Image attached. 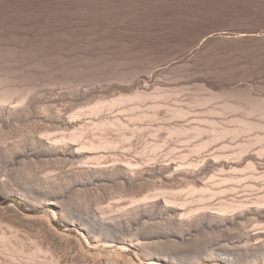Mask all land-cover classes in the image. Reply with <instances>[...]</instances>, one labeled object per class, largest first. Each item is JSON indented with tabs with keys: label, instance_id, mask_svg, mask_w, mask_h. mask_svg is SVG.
Here are the masks:
<instances>
[{
	"label": "bare ground",
	"instance_id": "obj_1",
	"mask_svg": "<svg viewBox=\"0 0 264 264\" xmlns=\"http://www.w3.org/2000/svg\"><path fill=\"white\" fill-rule=\"evenodd\" d=\"M1 1H10V2H16V1H18V0H1ZM24 1H39V2H47L48 3V9H49V11L48 12H50V10L52 11V14L53 13H56V12H58V11H60V13H59V16H64V17H67V14L66 13H69V12H71L73 9H75V8H73V6H75V5H73L74 3H82V2H90V1H95V0H24ZM103 1V0H102ZM112 1V0H111ZM114 1H116V0H114ZM119 1V0H118ZM7 2V3H8ZM19 3H21V2H19ZM36 3V2H35ZM100 3V2H99ZM84 4V3H83ZM111 4V3H110ZM118 4V3H117ZM9 5V4H8ZM10 5H11V3H10ZM14 5H15V3H14ZM25 5V4H24ZM23 5V6H24ZM43 5V4H42ZM79 5V4H78ZM82 5V4H81ZM90 5H92V4H90ZM97 5V4H96ZM12 6V5H11ZM15 6H17L18 7V5H17V3H16V5ZM20 6V5H19ZM32 6V5H31ZM41 6V5H40ZM44 6V5H43ZM72 6V7H71ZM95 6V5H94ZM93 6V7H94ZM109 6V5H108ZM6 7V6H5ZM9 7V6H8ZM8 7H7V9H8ZM13 7V6H12ZM30 7V6H29ZM4 8V7H3ZM30 8H32V7H30ZM35 8V7H34ZM46 8V7H45ZM78 8V7H77ZM82 8V7H81ZM39 9V11L41 10L40 9V7L38 8L37 7V10ZM13 10H14V7H13ZM12 10V11H13ZM18 10V9H17ZM21 10V9H20ZM34 10V9H33ZM45 10V9H44ZM81 10V9H80ZM91 10V9H90ZM99 10V9H98ZM97 10V11H98ZM10 11V10H9ZM11 11V12H12ZM30 11V10H29ZM36 11V10H35ZM86 11V10H85ZM89 11V10H88ZM93 11V10H92ZM106 11V10H105ZM109 11V10H108ZM2 12V11H1ZM17 12H19V10L17 11ZM41 12H42V10H41ZM44 12V11H43ZM98 12H100V11H98ZM8 13V12H7ZM22 13H24V11L22 12ZM26 13V12H25ZM34 13V12H33ZM37 13H39V12H37ZM88 13V12H87ZM10 14V13H9ZM12 14V13H11ZM15 14H19V13H15ZM51 14V15H52ZM80 14V13H79ZM93 14H95V13H93ZM8 15V14H7ZM24 15V14H23ZM41 15H42V13H41ZM69 15V14H68ZM1 16H3L2 14H1ZM11 16H14V15H11ZM44 16V15H43ZM78 16V15H77ZM83 16V15H82ZM81 16V17H82ZM83 17H85V16H83ZM6 19V18H5ZM22 19V18H21ZM68 19H69V17H68ZM106 19H108V18H106ZM10 20V19H9ZM43 20V19H42ZM62 20V19H61ZM64 20V19H63ZM72 20H75L74 18L72 19ZM78 20V19H77ZM84 20V19H83ZM97 20V19H96ZM105 20V19H104ZM114 20V19H113ZM112 20V21H113ZM123 20V19H122ZM39 21V20H38ZM50 21V20H49ZM76 21V20H75ZM87 21V20H86ZM89 21V20H88ZM93 21H95V20H93ZM102 21V20H101ZM54 22H55V20H54ZM74 22V21H73ZM91 22V21H90ZM108 22V21H107ZM124 22V21H123ZM27 23V22H26ZM35 23V22H34ZM33 23V24H34ZM44 23H46L45 21H44ZM52 23V22H51ZM65 23V22H64ZM75 23V22H74ZM77 23V22H76ZM89 23V22H88ZM88 23H86V24H88ZM95 23V22H94ZM103 23V22H102ZM116 23H117V21H116ZM121 23V22H120ZM15 24V23H14ZM29 24V23H28ZM31 24V23H30ZM67 24V23H66ZM79 24V23H78ZM80 24H81V21H80ZM85 24V23H84ZM99 24H101V23H99ZM127 24V23H126ZM32 25V24H31ZM42 25V24H41ZM40 25V26H41ZM65 25V24H64ZM70 25V24H69ZM73 25H75V24H73ZM77 25V24H76ZM98 25V24H97ZM109 25V24H108ZM113 25H115V24H113ZM24 26V25H23ZM22 26V27H23ZM29 26V25H28ZM42 26H44V24L42 25ZM51 26V25H50ZM56 26V25H55ZM61 26V25H60ZM62 26H63V23H62ZM78 26V25H77ZM81 26H83V25H81ZM87 26V25H86ZM105 26H107V24L105 25ZM104 26V27H105ZM7 27V26H6ZM18 27V26H17ZM17 27H15L14 29H17ZM36 27V26H35ZM39 27V26H38ZM37 27V28H38ZM75 27V26H74ZM74 27L72 28V29H74ZM80 27V26H79ZM121 27V26H120ZM32 28V27H31ZM40 28V27H39ZM43 28V27H42ZM46 28V27H45ZM48 28V27H47ZM50 28V27H49ZM52 28V27H51ZM53 28H54V26H53ZM59 27H57V29H58ZM69 29L71 28V27H68ZM77 28V27H76ZM90 28H93V27H90ZM89 28V29H90ZM110 27H107V29H109ZM115 28V27H114ZM136 28V27H135ZM5 29V28H4ZM3 29V30H4ZM22 29V28H21ZM55 29V28H54ZM53 29V30H54ZM65 29V28H64ZM66 29H67V27H66ZM71 29V30H72ZM80 29V28H79ZM82 29L83 28H81V30H80V33L82 32ZM84 29H86V27L84 28ZM88 29V28H87ZM86 29V30H87ZM100 29V28H99ZM116 29H118V28H116ZM122 29V28H121ZM139 29H141V28H139ZM13 30V29H12ZM28 30V29H27ZM41 30V29H40ZM61 30V29H60ZM60 30H57V31H59L60 32ZM63 30V29H62ZM75 30V29H74ZM96 30V29H95ZM103 30V29H102ZM112 30V29H111ZM120 30V29H119ZM122 30H124V28L122 29ZM127 30V29H126ZM5 31V30H4ZM30 31H31V29H30ZM34 31H36V30H34ZM52 31V30H51ZM55 31V30H54ZM93 31H94V29H93ZM113 32H114V30H112ZM138 31V30H137ZM7 32V31H6ZM15 32V31H14ZM13 32V33H14ZM20 32H22V31H20ZM43 32H45V30H43ZM48 32H50V31H48ZM63 31H61L60 33H62ZM69 32H70V30H69ZM91 32H92V30H91ZM121 32V31H120ZM126 32V31H125ZM128 32V31H127ZM126 32V33H127ZM133 32V31H132ZM1 33V32H0ZM25 33V32H24ZM32 33V32H31ZM60 33H56V34H60ZM64 33V32H63ZM73 33V32H72ZM88 33H90V32H88ZM10 34V33H9ZM23 34V33H22ZM35 34V33H34ZM45 34V33H44ZM46 34H47V32H46ZM54 34V33H53ZM117 34V33H116ZM8 35V34H7ZM26 35H27V33H26ZM33 35V34H32ZM42 35H43V33H42ZM41 35V36H42ZM71 35V34H70ZM83 35V34H82ZM81 35V36H82ZM90 35V34H89ZM101 35V34H100ZM109 35V34H108ZM111 35V34H110ZM113 35V34H112ZM38 36V35H37ZM37 36L35 37V39H37ZM40 36V35H39ZM44 36V35H43ZM54 36H56V35H54ZM72 36V35H71ZM77 36V35H76ZM87 36H88V34H87ZM103 36H104V33H103ZM17 37V36H16ZM34 37V36H33ZM33 37H31L32 39H33ZM73 37H75V36H73ZM24 38V37H23ZM28 38H30V37H28ZM27 38V39H28ZM63 38V37H62ZM67 38V37H66ZM86 38V37H85ZM90 38V37H89ZM16 39V38H15ZM24 39H26V38H24ZM41 39H42V37H41ZM44 39V38H43ZM47 38H45V40H46ZM87 39H88V37H87ZM115 39V38H114ZM13 40V39H12ZM20 40V39H19ZM38 40V39H37ZM48 40V39H47ZM70 40V39H69ZM113 40V39H112ZM32 41H34V39L32 40ZM44 41V40H43ZM59 41V40H58ZM68 41V40H67ZM87 41V40H86ZM89 41V40H88ZM116 41V40H115ZM118 41V40H117ZM7 42V41H6ZM31 42V41H30ZM29 42V43H30ZM52 42V41H51ZM74 42V41H73ZM77 42V41H76ZM111 42V41H110ZM114 42V41H113ZM124 42V41H123ZM10 43V42H9ZM12 43H16V42H12ZM33 43H35V42H33ZM32 43V44H33ZM86 43V42H85ZM98 43V42H97ZM114 43H116V42H114ZM133 43V42H132ZM5 44V43H4ZM24 44H26V43H24ZM36 44V43H35ZM38 44H40V42L38 43ZM46 43L44 42V45H45ZM48 44V43H47ZM55 44V43H54ZM88 44V43H87ZM22 45H23V43H22ZM31 45V44H30ZM57 45V44H56ZM115 44H113V46H114ZM122 45V44H121ZM2 46V45H1ZM13 46H16V45H13ZM24 46V45H23ZM28 45H25V48L27 47ZM64 46V45H63ZM117 46V45H116ZM4 47V46H3ZM19 47V46H18ZM38 47V46H37ZM45 47V46H44ZM53 47V46H52ZM67 47V46H66ZM96 47V46H95ZM6 47H4V49H5ZM23 48V47H22ZM28 48H29V46H28ZM27 48V49H28ZM39 48V47H38ZM42 48V47H41ZM7 49V48H6ZM57 49V48H56ZM75 49V48H74ZM9 50V49H8ZM12 50H13V48H12ZM25 50V49H24ZM31 50V49H30ZM38 50V49H37ZM44 50V49H43ZM52 50V49H51ZM73 50V49H72ZM76 50V49H75ZM3 51V50H2ZM35 51H36V49H35ZM38 51H40L41 52V50H38ZM91 51V50H90ZM93 51V50H92ZM119 51H120V47H119ZM9 52V51H8ZM14 52H16L17 53V51H14ZM14 52H12V53H14ZM23 52V51H22ZM26 51H24V53H25ZM39 52V54H43V52H41L40 53ZM52 52V51H51ZM55 52V51H54ZM60 52V51H59ZM74 52V51H73ZM76 52V51H75ZM81 52V51H80ZM86 52V51H85ZM94 52V51H93ZM117 52V51H116ZM1 53V52H0ZM5 53V52H4ZM7 53V52H6ZM29 53V52H28ZM31 53V52H30ZM44 53H45V50H44ZM48 53V52H47ZM46 53V54H47ZM69 53V52H68ZM71 53H72V51H71ZM82 53H84V52H82ZM108 53V52H107ZM118 53V52H117ZM19 54V53H18ZM22 54V53H21ZM33 54H35V53H33ZM58 54V53H57ZM60 54V53H59ZM67 54V53H66ZM80 54V53H79ZM85 54V53H84ZM88 54V53H87ZM86 54V55H87ZM1 55H3V54H1ZM0 55V56H1ZM11 55V54H10ZM64 55V54H63ZM71 55V54H70ZM90 55H91V53H90ZM17 56V55H16ZM26 56H27V53H26ZM57 56V55H56ZM66 56V55H65ZM71 56H77V55H75V54H73V55H71ZM80 56V55H79ZM93 56V55H92ZM99 56V55H98ZM107 56V55H106ZM106 56H104L103 55V58L104 57H106ZM110 56H111V54H110ZM120 56V55H119ZM2 57V56H1ZM5 57V56H4ZM7 57H8V55H7ZM15 57V56H14ZM24 57V56H23ZM62 57V56H61ZM60 57V59H63V58H61ZM85 57V56H84ZM96 57H97V54H96ZM95 57V58H96ZM128 57V56H127ZM11 58V57H10ZM21 58H22V56H21ZM44 58H46V57H43V59ZM58 58V57H57ZM56 58V59H57ZM65 58V57H64ZM73 58V57H72ZM93 58V57H92ZM108 58V57H107ZM112 58H115V57H112ZM5 59H7V58H5ZM9 59V58H8ZM23 59V58H22ZM29 59H32V58H29ZM49 59V58H48ZM59 59V60H60ZM68 59H69V57H68ZM76 59V58H75ZM82 59H84V58H82ZM85 59H86V57H85ZM89 59V58H88ZM87 59V60H88ZM91 59V58H90ZM98 59V58H97ZM105 59V58H104ZM109 59H111V58H108V60ZM118 59V58H117ZM123 59V58H122ZM121 59V60H122ZM139 59V58H138ZM142 59V58H141ZM3 60V57L0 59V61H2ZM11 60V59H10ZM17 60V59H16ZM15 60V61H16ZM19 60V59H18ZM35 60V59H34ZM40 60V59H39ZM45 60V59H44ZM55 60V59H54ZM77 60V59H76ZM96 60V59H95ZM99 60V59H98ZM101 60V59H100ZM107 60V59H106ZM129 60V59H128ZM127 60V61H128ZM130 60H132V59H130ZM134 60V59H133ZM6 60H4V62H5ZM61 61V60H60ZM67 61V60H66ZM71 61V60H70ZM90 61V60H89ZM91 61H92V59H91ZM93 61H94V59H93ZM111 61H114V59L113 60H111ZM110 61V62H111ZM13 62V61H12ZM11 62V63H12ZM31 62V61H30ZM29 62V63H30ZM42 62V61H41ZM44 62V61H43ZM64 62V61H63ZM77 62V61H76ZM80 61H78V63H79ZM82 62V61H81ZM84 62V61H83ZM96 62V61H95ZM116 62H117V60H116ZM16 63V62H15ZM14 63V64H15ZM39 63H40V61H39ZM50 63V62H49ZM49 63H47V65L49 64ZM56 63V62H55ZM54 63V65H56ZM60 63V62H59ZM65 63V62H64ZM85 63H87V62H85ZM88 63H90V62H88ZM94 63V62H93ZM92 63V66L94 65ZM99 63H102V62H98L97 64L99 65ZM109 63V62H108ZM107 63V64H108ZM120 63V62H119ZM118 63V64H119ZM124 63V62H123ZM142 63V62H141ZM3 64V63H2ZM8 64V63H7ZM10 64V63H9ZM14 64H13V67H14ZM18 64V63H17ZM21 64V63H20ZM25 64V63H24ZM34 64H35V62H34ZM42 64V63H41ZM50 64H52V63H50ZM70 64V63H69ZM73 64V63H72ZM83 64V63H82ZM96 64V65H97ZM106 64V63H105ZM112 64V63H111ZM115 64V63H114ZM117 64V63H116ZM117 64V66H118V69L117 70H119V66L120 65H118ZM132 64V63H131ZM137 64V63H136ZM136 64H135V67H136ZM145 64V63H144ZM6 64H4L3 66L1 65L0 66V68L2 67V69L4 68V66H5ZM12 65V64H11ZM46 65V64H45ZM47 65H46V69H47ZM61 65H63L62 64V62H61V64H60V66ZM75 65H77V64H75ZM84 65H87V64H84ZM91 65V64H90ZM104 65V64H103ZM103 65H101V66H103ZM109 65H110V63H109ZM113 65V64H112ZM146 65V64H145ZM8 66V65H7ZM17 66V65H16ZM23 66V65H22ZM25 66V65H24ZM31 66H32V64H31ZM31 66H29L28 65V67H31ZM44 65H42V68H44L43 67ZM48 66H50V65H48ZM53 66V65H52ZM57 66V65H56ZM59 66V65H58ZM64 66H65V64H64ZM78 66V65H77ZM89 66V65H88ZM129 66V65H128ZM141 66V65H140ZM12 67V66H11ZM18 67V66H17ZM36 67H41V66H36ZM55 67V66H54ZM67 67V66H66ZM71 67V66H70ZM76 67V66H75ZM79 67H81L80 66V64H79ZM84 67V66H83ZM82 67V71H84V68ZM98 67V66H97ZM97 67H93V68H96L97 69ZM121 67H123V65L121 66ZM137 67H139V65L137 66ZM141 67H143V66H141ZM145 67V66H144ZM8 68V67H7ZM15 68V67H14ZM38 68H37V70H38ZM42 68H41V70H42ZM53 68V67H52ZM63 68V67H62ZM73 68H74V66H73ZM100 68V67H99ZM107 68H108V65H107ZM117 68V67H116ZM123 68H126V67H123ZM128 68V67H127ZM132 68H133V66H132ZM20 69H21V67H20ZM19 69V70H20ZM26 69H27V67H26ZM29 69V68H28ZM27 69V70H28ZM31 69V68H30ZM36 68L34 67V70H35ZM49 69V68H48ZM48 69H47V72H49L48 71ZM56 69H58V68H56ZM71 69V68H70ZM75 69H78L77 67L75 68ZM74 69V70H75ZM86 69V68H85ZM89 69H90V67H89ZM88 69V70H89ZM101 69V68H100ZM105 69V68H104ZM113 69H114V67H113ZM141 69V68H140ZM8 70V69H7ZM6 70V71H7ZM12 70V69H11ZM11 70L9 69V71H7L6 73L8 74V73H10L11 72ZM37 70H35V71H37ZM79 70V69H78ZM78 70H77V72H78ZM80 70V71H81ZM106 70V69H105ZM104 70V71H105ZM112 69H110L109 71H111ZM130 70V69H129ZM2 71V70H1ZM14 71V70H13ZM23 71V70H22ZM22 71H20L18 74H20L21 75V73H22ZM31 71H33V70H31ZM53 71V70H52ZM52 71H50V72H52ZM58 71V70H57ZM79 71V73L81 74V72ZM91 71H93L92 70V68H91ZM132 71V70H131ZM136 72H137V70H135ZM144 71V70H143ZM3 72H5V69H3ZM17 72V71H16ZM28 72V71H27ZM59 72V71H58ZM70 73V72H72V70H65V73ZM76 72V71H75ZM85 72V71H84ZM87 72V71H86ZM86 72L85 73H83L82 72V74H84V75H86L87 76V74H90L91 75V73H87L86 74ZM96 72V71H95ZM100 72V71H99ZM107 72V71H106ZM117 73V71H113V73ZM127 72V71H126ZM133 72H134V70H133ZM136 72L134 73L135 75H136ZM146 72V71H145ZM6 73H4V74H2V72H0V158H3V159H6V162H8L9 164H11V165H13L14 166V164H16V163H20L21 165L25 162V161H27V165H28V162L30 161V163L31 164H33L34 163V161L36 162V161H38V162H36V163H34L35 165H36V167H38L39 166V164L38 163H40V164H42L41 162H43L44 161V163L45 162H47L48 161V163H49V161L50 162H54V161H58V162H64V163H67V162H69L71 165H75V164H77V169H75V170H72V171H70L71 170V168L69 169V170H67L68 171V175H66L67 177L66 178H68L69 180H70V182H69V180L67 181L66 179H65V175H64V173L63 172H61V174H63L64 175V181L66 180L67 182H69V184L71 183V181H72V183L71 184H73V183H75L78 187H79V189H80V192H81V190H83L84 188V190H86V188L87 187H90V186H92V185H94V186H106L107 184H109L110 182H113V183H115V184H123V185H125V187L124 186H122V189H123V187L124 188H128V189H124V190H122L121 188H119L118 189V187H117V190H120V192L121 191H125L126 192V197H124V198H131L130 200H126L125 199V202L123 203V201L121 202V203H123V204H125V205H122V204H119V198H121V196H122V194L120 195V192H119V194L117 195V193H116V197H117V199H118V201H114V203L112 204V205H114L115 204V202L117 203L116 205H114L113 207H112V205L110 206L109 205V207L106 209V208H101V206H100V208H101V210L100 209H98L99 207H97L96 206V204L94 203V205L96 206H94L95 208H97L98 209V211H97V209L95 210V211H93V210H91V208L90 207H85L84 206V201H85V198H81L82 199V201H83V203H82V201H80V203L81 204H83L82 206H81V208L80 209H77L76 208V211L74 210V208H75V206H74V204L72 205V206H74V207H72V211L74 210V212H72V211H70L71 209H69V208H71V207H69L68 208V204L70 205L71 203H73V202H69L68 203V200L70 199V198H72L71 196H70V198H69V196H67L68 198L67 199H65V200H67L66 202H67V205H66V202L64 203V201L63 200H61L60 198H62L63 199V195H64V192L65 193H67V190L68 189H66V185L64 186L65 187V191H63V193H62V190L63 189H58L61 185H62V187H63V184L65 183L66 184V182H62L63 184H61V183H58V182H56V184L58 183V184H60V186L58 187L57 186V190H60L61 192V194H59V193H57V192H59V191H57V192H55V190H54V188H56V187H54V185H56L55 184V182H54V184L52 183H50L49 181H42V180H45L46 178H47V176L44 174V176L43 177H45L44 179H42L41 181H40V179H38L40 182H35V183H37V186H35V187H30V189L29 190H26V192L28 191V193L29 194H31V196L29 195L28 196V199H27V202L26 203H28V206L30 205L33 209L34 208H43V207H46V209H47V212L49 211V213H51V214H53L52 216H57V215H59V217H60V219L62 220V221H64L65 223H68V224H72V225H74L75 227H77L80 231H82L83 232V237H85V241H86V244H87V247H90V248H93L96 252H94V253H92V255H93V257H92V255H90V253L88 252V250H86L85 249V246H84V244L83 243H81V241L79 240V239H76V238H71L70 236H68V235H66V234H58L57 233V231H56V229H55V227H54V224H53V222L49 219V216L50 215H47L46 213V215H44V216H38V217H35V218H31L30 220H29V222H31V223H33V224H36L35 226H40L43 230H45V232H47L46 234H49V235H51V237H53V240L51 239V241H53V243H54V245H53V249H55L56 247H67V248H64V250L65 249H67V251H68V248H69V250H71V251H73L74 253H75V258H76V256H77V258L79 259V261H81V262H83L84 264L85 263H89V264H102V262L101 263H99L100 262V258L101 259H104L105 261H104V263L106 262L107 264H111V263H113V264H115V263H117V264H119L118 262L119 261H122V262H125V263H127V264H134L132 261H131V259H129L128 257H127V251L128 250H130V249H134L135 251H137L136 253H138V255H141L143 258H145V259H143V260H146V264H176V263H178V259L176 258V260H177V262L174 260V256H175V254H177L178 252H177V250L176 249H178L177 247H179L180 249L179 250H182L183 249V247L182 246H184V247H186V248H188V244H190V243H192L193 241L195 242V239H200L199 241L200 242H203V240H201V238H199L198 237V235L200 234V233H206V232H208V233H206V235H205V233H204V235L205 236H207L208 234H209V232H210V234H213V233H215L216 234V232H223V235H224V233H227V232H230V231H232V232H237V233H235V234H237L236 236H237V238H236V241L235 242H237L238 244L236 245V244H234V245H236V246H234L233 245V247L231 248L232 249V253L230 252L231 251V249H230V247L228 248L227 246H228V244H227V246H226V243H225V245H223L222 246V242H223V240L225 239V238H223V240H221L220 238H218V239H220L219 241H218V239H217V242H215L214 241V245H215V247L216 248H212L211 247V245H208L207 247H209V250H210V248H212V249H217L218 247L217 246H221L219 249H220V251L221 250H223V251H225L226 249H225V247L224 246H226L227 247V250L228 249H230V251H229V253H231V256L234 258V260H236V263L237 264H240V263H242L241 261L243 260V258L244 257H248V256H250V255H252V254H254L255 253V255H252V256H250V257H252L251 258V260L253 259L254 261L255 260H258V261H256L257 263L258 262H260V263H263V261H264V193L263 194H260V195H258L256 198H254V199H252V200H224V201H217V202H215V203H217V204H212V203H207V202H209V201H207V199H212V198H214V197H216L217 195H221V194H224V193H226V191H229V189H225V187L226 186H224L225 184L227 185V183H228V185H229V183H230V185H232V183H235V184H239V183H242L243 181H249L250 182V180L252 181V182H254V181H256V180H258V181H256V182H259L260 180H262V182L264 181V166L262 165V164H264V158H263V155H264V146H262V144L264 143V100H262L261 99V97H260V99L258 98H254V97H257V96H253V98L256 100V102L254 103L253 102V98H251L250 97V99H252V102H251V100H250V102L251 103H249V104H253V105H251L250 107H249V109H245V107H243L242 108V106H240L239 104L241 103H239V100L241 99V98H239L238 100H236V98L237 97H235V100L236 101H234L235 103L238 101V103L239 104H237V105H234V106H236V108H237V106L239 105L242 109L241 110H239V111H241L242 112V110L243 111H248L249 110V112H247L248 113V115L245 113V112H243L242 113V115L240 114L241 112H239V113H237V114H239V115H241V116H243L244 115V113H245V115H247V116H243V117H245V119H249V118H247L249 115H251V116H249V117H252L253 118V116L255 117V119H259V118H257L256 116L258 115V116H260V120H256V121H254V118H253V121H250V120H252V118H250V120H245V119H241L240 120V118H241V116H240V118L237 116V119L238 120H236V118H232V119H230L228 122H226L227 120L226 119H228L229 118V116L226 118L225 116V118H223V119H225L226 121H223V123L222 122H220L219 120L220 119H218V122H220V124H218V123H216L215 122V120H212V121H210L211 120V116L214 118V116H216V115H218V113H220V112H222V109H223V112H225V114H226V112H227V110H228V108H230L229 106H230V103H228V101L230 102V99H231V94H229V93H227V94H229V97H228V99H227V97L225 96V94H223V92H222V95L219 97V92H218V97L221 99V97L222 96H225L226 97V99H227V101L226 102H224V104H223V102H222V106L224 105V106H226V107H228V108H226V107H224L223 106V108H221V111H219V112H215V111H218V110H215L216 108L217 109H219L220 107H222V106H220V104L219 105H216L218 102H221V100L219 99V98H215V97H217L216 96V94L214 95V93H212V94H210L209 93V96L211 95V98H215V100L217 99H219L220 101H212V103H216L215 105V107H213V108H215L214 109V111L211 109L210 110V108H209V104H210V106L212 105V103H210L211 102V99H203V100H201V101H198L199 100V97H198V100H195L196 102H201V104H204V106H203V108H202V106H201V108H202V110L204 109V110H206L205 109V105H206V107H208V109L209 110H207V112L209 113V111H210V114H211V116L210 115H208V116H205L204 114H206L204 111H200V110H198V108H197V110L195 109L196 107L194 106V110H196V114H195V116H197V115H199V117L197 116V119H195L194 117H192V119L194 118L195 120H193V121H195L196 122V124H197V122H198V125H196V124H192V123H190V124H187V122L185 123L184 121H185V119H186V117H188L189 115H190V113H192V105H190V103L192 104L193 103V101H192V99H197L196 97H194V95H196V94H194L193 95V98L191 99V101L192 102H190V103H185V105L186 106H191V107H189V108H191L190 109V113L188 114V112L189 111H185L186 109H188V107L185 109V108H183V106H185V105H182V103H183V101L181 102V103H178V102H176L175 103V101L174 102H172L171 104L170 103H168L167 104V102H168V99L167 98H170L171 99V97H169L170 95L169 94H171V96H174V91L173 92H171L172 90H173V88H171L170 89V87H165V85H164V83H166L167 84V80H164L165 82L163 83L162 81H160L159 79H158V81H156L157 79H155V78H153L152 76L153 75H149L148 76V73H147V76H140V74H139V76L138 75H136L137 77H135V79L134 80H132L133 79V77H132V81H130L129 82V85L127 84V85H123V83H124V81H123V83H120V84H122L123 86H121V85H118V86H116V87H113L112 89H107V90H105V89H97V88H92V87H90L89 89L87 88V89H83L84 87H85V85H87V83H88V80H87V82L85 83L84 82V80H82L83 79V77H82V84H83V88H82V84H80L81 83V81H79L80 83H78V84H80L81 85V88H82V90H81V88H80V85H78L79 87H75V86H73V84H75L74 82H73V84H71L72 86H73V90L71 89L70 91H71V93L75 90V92L74 93H70V91H68L70 94H67L68 92H67V87L70 85V83L72 82H69L70 80L65 76V75H62V77H60L59 76V78L57 79V80H55V79H53V81H56V82H51V86H53V85H56V83H57V85L60 87L61 85V89H62V87H63V85H67L68 83H69V85L67 86V87H65V89H66V94L65 93H60L59 91V93H57L54 97H52V98H50V99H48V100H43V99H41V98H38L37 96H34V95H36V93H35V89L36 88H34V89H29V90H27L26 91V87H28V88H30L31 86H34V85H31L30 84V81L28 82V80L29 79H26V81L24 82V80H22V76H21V78H9L7 75H6ZM24 73V72H23ZM30 73V72H29ZM29 73H27L28 75H30ZM39 73V72H38ZM54 73H56V72H54ZM59 73H61V72H59ZM121 73V72H120ZM138 73V72H137ZM140 73V72H139ZM25 74V73H24ZM26 74V75H27ZM34 74V73H33ZM45 74V73H44ZM72 74V73H71ZM70 74V75H71ZM78 74V73H77ZM77 74H75V76H76V78H77ZM81 74V75H82ZM109 74V73H108ZM110 74H112V72L110 73ZM118 74V73H117ZM131 74V73H130ZM9 75V74H8ZM11 75H12V73H11ZM17 75V74H16ZM32 75V74H31ZM46 75H47V73H46ZM52 75H54V74H52ZM51 74L48 76L49 77V79H50V77L52 76ZM69 75V74H68ZM83 75V76H84ZM116 75V74H115ZM120 75V74H119ZM122 75H124L123 74V72H122ZM129 75V74H128ZM128 75H126V76H128ZM134 75V76H135ZM146 75V74H145ZM15 76V75H14ZM36 76V75H35ZM35 76H34V78H35ZM38 76V75H37ZM42 76V78L44 77V75H41ZM92 76V75H91ZM101 76V74L98 76V77H100ZM107 75H105V77H106ZM110 77L112 76V75H109ZM131 76V75H130ZM17 77V76H16ZM23 77H25L24 75H23ZM30 77V76H29ZM54 77V76H53ZM53 77H51V78H53ZM85 77V76H84ZM90 77V76H89ZM96 77V76H95ZM104 77V76H103ZM109 77V78H110ZM120 77L122 78L123 76H119V78L116 76V78L117 79H120ZM25 78H27V77H25ZM30 78H32V77H30ZM38 78V77H37ZM86 78V77H85ZM108 78V77H107ZM106 78V79H107ZM108 78V79H109ZM112 78H114V76L112 77ZM111 78V79H112ZM115 78V79H116ZM124 78V77H123ZM122 78V79H123ZM128 78V77H127ZM126 78V79H127ZM33 79V78H32ZM31 79V80H32ZM36 79V78H35ZM45 79V78H44ZM73 79V78H72ZM71 79V80H72ZM88 79V78H87ZM91 79V78H90ZM92 79H97V78H93L92 77ZM102 79V78H101ZM116 79V81L118 82L119 80H117ZM129 79V78H128ZM155 79V80H154ZM37 80V79H36ZM52 80V79H51ZM69 80V81H68ZM73 80H75V79H73ZM79 80V79H78ZM98 80V79H97ZM96 80V81H97ZM105 80V79H104ZM112 80H114V79H112ZM112 80H110V82L112 83ZM22 81L24 82V83H29L30 84V86H27V84H26V87H25V84L24 83H22ZM34 80H32L31 82H33ZM41 81V80H40ZM39 81V82H40ZM76 81V80H75ZM90 82H91V80H89ZM93 81L94 80H92V82L91 83H93ZM95 81V82H96ZM100 81V80H99ZM103 81V80H102ZM116 81H113V84L116 82ZM127 81V80H126ZM37 82L38 81H36L34 84H37ZM41 82H43V80L41 81ZM45 82H46V79H45ZM42 83L43 84V86H44V84H45V86L46 85H48V84H46V83ZM77 82V81H76ZM109 82V83H110ZM120 82V81H119ZM171 81H169V83H170ZM172 82H173V80H172ZM49 83H50V81H49ZM55 83V84H54ZM91 83H89V84H91ZM100 83V82H99ZM102 83V82H101ZM108 84V85H110L111 87L113 86L112 84ZM174 83H176V82H174ZM206 83V82H205ZM28 84V85H29ZM53 84V85H52ZM94 84V83H93ZM92 84V85H93ZM104 83H102V85H103ZM115 84H117V83H115ZM125 84V83H124ZM172 84V83H171ZM251 84V83H250ZM50 85V84H49ZM47 86L48 88L50 87V86ZM56 85V86H57ZM65 85V86H66ZM76 85V84H75ZM206 85V84H205ZM208 85V84H207ZM211 85V84H210ZM236 85V84H235ZM234 85V86H235ZM245 85V84H244ZM247 85V84H246ZM253 85V84H252ZM71 86V87H72ZM88 86V85H87ZM94 87H95V84L93 85ZM98 86H99V84H98ZM106 86V85H105ZM109 86V87H110ZM115 86V85H114ZM176 86V85H175ZM178 86V85H177ZM230 86V85H229ZM47 87H43L44 89H46ZM53 87H55V86H53ZM204 87V86H203ZM208 87V86H207ZM211 87V86H210ZM214 87V86H213ZM27 88V89H28ZM37 88H38V85H37ZM40 88H42L41 86H40ZM42 88V89H43ZM68 88H70V87H68ZM86 88V87H85ZM100 88H101V86H100ZM103 88H105L104 86H103ZM107 88V87H106ZM167 88H169V90H170V92L168 93L167 92V90H165V89H167ZM176 88V87H175ZM202 88V87H201ZM206 88V87H205ZM204 88V89H205ZM244 88V87H243ZM242 88V89H243ZM255 88V87H254ZM257 88V87H256ZM39 89V88H38ZM203 89V88H202ZM241 89V88H240ZM34 90V91H33ZM37 90V89H36ZM39 90H41V89H39ZM51 90H53V89H51ZM50 90V91H51ZM57 90V89H56ZM59 90V89H58ZM69 90V89H68ZM168 90V91H169ZM175 90V89H174ZM178 88L176 89V92L178 93ZM206 90V89H205ZM204 90V91H205ZM208 90V89H207ZM228 90V89H227ZM236 90H238V89H236ZM248 90V89H247ZM255 90V89H254ZM254 90H252V94L254 93V92H256V91H254ZM31 91H33V92H31ZM42 91H44V90H42ZM46 91V90H45ZM54 91V90H53ZM210 91V90H209ZM213 91V90H212ZM233 91V90H232ZM254 91V92H253ZM258 91V90H257ZM37 93H38V90L36 91ZM65 92V91H64ZM203 92V91H202ZM201 92V93H202ZM215 92V91H214ZM220 92H221V90H220ZM235 92V91H234ZM30 93H31V95H30ZM33 93V94H32ZM46 93V92H45ZM172 93H173V95H172ZM204 94H202V96L203 95H205V94H208V91L207 92H203ZM231 93H233V92H231ZM236 93V92H235ZM239 93V92H238ZM250 93H251V89H250ZM176 94V93H175ZM226 94V95H227ZM245 94V93H244ZM244 94L242 93V95L243 96H241V97H244ZM247 94H249V92L247 93ZM45 95V94H44ZM212 95H214L215 97H213ZM231 95V96H230ZM234 95V94H233ZM236 95V94H235ZM251 95V94H250ZM249 95V96H250ZM257 95H259L258 93H257ZM261 95V94H260ZM264 95V94H263ZM263 95H262V97H263ZM43 96V95H42ZM41 96V97H42ZM177 96H179V95H177L176 94V97ZM199 96H201V95H199ZM237 96H238V94H237ZM248 96V97H249ZM40 97V96H39ZM175 97V98H176ZM204 97H208V96H204ZM225 97L223 98V99H225ZM248 97H245L246 99H244L245 101L246 100H248V102H249V98ZM203 98V97H202ZM248 98V99H247ZM167 99V101H164V100H166ZM169 99V100H170ZM172 99H173V97H172ZM177 99V98H176ZM189 99H190V97H189ZM201 99V98H200ZM212 99V100H213ZM225 99V100H226ZM232 99H233V97H232ZM232 99H231V102H233L232 101ZM175 100V99H174ZM210 100V102H208ZM234 100V99H233ZM254 100V101H255ZM166 102V104L164 103V102ZM181 101V100H180ZM190 101V100H189ZM222 101H224V100H222ZM243 102V103H245V105H246V103H247V101L246 102ZM63 102L64 103H67L66 105H69L68 103H70L71 105H81V108H78L79 106H75V107H77L78 109H81V110H78L77 111V108H75V110L73 109V111H77V112H73V111H70V109H67V110H69L70 112H67L66 113V109H63V111L64 110H66V111H64V112H62V111H58V108L56 109V107L57 106H59V104H63ZM170 102V101H169ZM186 102H188V101H186ZM195 102V103H196ZM198 103H196V105H197ZM200 103H199V105H201ZM226 104V105H225ZM231 104H233V103H231ZM242 104V103H241ZM65 105V106H66ZM170 105V106H169ZM172 105V106H171ZM182 105V107H180V106ZM198 105V106H199ZM229 105V106H228ZM248 105V104H247ZM61 106H63V105H61ZM86 107V109H85V107ZM166 106V107H165ZM232 106L233 105H231V108L230 109H233L234 108V106H233V108H232ZM249 106V105H248ZM64 107V106H63ZM70 107H72V106H70ZM82 107H84V109H82ZM166 109L167 108V112H168V116H164L163 115V117H165L164 118V122H166L168 119L170 120H168V123L170 122V124L168 125V123H167V126H163L162 125V123L163 122H160V120H159V118L162 120V118L163 117H160L159 116V110L161 111V112H164L163 110H161V109ZM200 108V106H199V109H201ZM224 108H226L225 109V111H224ZM142 109V110H141ZM143 109H144V111H143ZM185 109V110H184ZM238 109H240V108H238ZM250 109H251V111L252 112H250ZM60 110V109H59ZM62 110V109H61ZM71 110H72V108H71ZM189 110V109H188ZM236 110V111H235ZM197 111H199L200 113H198ZM229 111H231V110H229ZM166 112V111H165ZM165 112H164V114H165ZM166 112V113H167ZM194 112V111H193ZM213 113V115H212V113ZM232 112H234V113H232ZM235 112H238L237 111V109H233L230 113L232 114V116H235V115H237V114H235ZM68 113H70V114H68ZM201 113H203L202 114V118L200 119V116H201ZM215 113V114H214ZM217 113V114H216ZM251 113V114H250ZM252 113H257V115L256 114H254V115H252ZM66 114H68L67 116H66ZM161 115H162V113H160ZM222 113H220L219 115H221ZM224 113H223V115H225ZM227 114H228V112H227ZM234 114V115H233ZM166 115V114H165ZM192 115V114H191ZM223 115H221V116H223ZM192 116H194V113H193V115ZM205 116V117H204ZM210 116V117H209ZM220 116V117H221ZM166 117H168V118H166ZM190 117V116H189ZM204 117V118H203ZM207 117H209L210 119L208 120V122H207V120L205 119V118H207ZM236 117V116H235ZM174 118H176V119H174ZM177 118H178V121H180V123H182V122H184L186 125H184L183 123L182 124H173V125H171V123H173V122H171L172 120L175 122L176 120H177ZM182 118L184 119V121L182 120ZM191 118V117H190ZM198 118L200 119V121H198ZM230 118H231V116H230ZM191 119V120H192ZM203 119H205L206 120V122L203 120ZM159 120V121H158ZM181 120H182V122H181ZM197 120V121H196ZM203 120V122H205V125H207L208 127H210V128H208L207 126V128L205 127V125H204V123L203 124H201L202 121ZM222 120V119H221ZM233 120H235V122L233 121ZM240 120V121H239ZM192 121V122H193ZM217 121V120H216ZM232 122V124L231 125H233L234 123H236L237 125H233V126H231V125H229L228 124V126H226L227 124L226 123H231ZM25 123V122H27L30 126L32 125V124H34L36 127H38L37 129L39 130L38 132H40L39 134H40V136L38 135V136H36L37 134H35V136L36 137H33V134H32V136H30L29 135V133H31V132H29L27 135H29L30 137H32V138H34V139H29V140H31V141H25V144L22 146V147H19L18 148V146H17V144H15L16 146H14V144L13 145H11V146H3L2 145V142H4V145H7V144H5V140L3 141L2 139L5 137L6 138V141H8V138H11V140H13V138H15L14 136L12 137V136H8L9 134H11V135H15V134H12L11 132H13V130L14 131H19L18 129H15V127L16 126H18L19 127V123L21 124V123ZM142 122H144V124L146 123V122H149L150 124H152V123H154L153 125H155L156 124V129H155V131L150 127V129H152L154 132H156V133H154V132H152L151 134V136L152 137H156L155 135H159L160 136V133L159 132H163V131H166V133L168 134H166L165 135V137H166V139H168V137L167 136H170V138L173 136V137H175V144H176V142L178 141V140H176V139H179L180 141H181V137L183 136L184 138L182 139V143L180 142V141H178V142H180L182 145H186L183 149H182V151L185 149H187L188 148V145L190 144V142L192 143V141H194V140H196V142L199 140L200 141V143H192V144H194V146L192 145V148H189V149H187L188 151H189V154L187 153L188 151L186 150L185 152L186 153H184V152H182L181 150H179V151H175V148L177 147V144L175 145L174 144V142H173V140H172V146L169 144L171 141V139H168V141H170V142H167V140L165 139V137L163 136V133L161 134L164 138H163V140H165L166 142H164L163 140V142L166 144V143H168V146L170 145L171 147H169L167 150H168V152L166 151V156L167 157H170V159L169 160H167L166 161V163L164 164L163 162H162V164L163 165H160V163H158V164H156L157 162H156V160L155 159H153L154 161H151L152 162V164H151V162L149 161V154H151V153H153V155L151 154V156H155V155H158V156H160L161 157V155L160 154H162V152L168 147V146H166L165 147V144L163 145L162 143L160 144L161 146H159L158 144H150V142L149 143H146L147 145H149L150 144V148L148 147V149L146 148V144H145V142L144 141H146V139L144 140V138H143V132H141V130L144 128V127H146L147 125H143V123ZM159 122V123H158ZM177 122V121H176ZM189 122H190V120H189ZM225 122V123H224ZM234 122V123H233ZM31 123V124H30ZM149 123H147V124H149ZM160 123H161V125H160ZM194 123V122H193ZM139 124H142L143 126L142 127H140L141 125H139ZM219 126H218V125ZM224 124V126H222ZM226 124V125H225ZM33 125V126H34ZM166 125V124H165ZM199 125H203V127L202 126H199ZM221 125V126H220ZM23 126H24V124H23ZM23 126H21V127H23ZM31 126L32 128H34L33 130H34V132L36 131V127L34 126ZM231 126V127H230ZM28 127V126H27ZM30 127V128H31ZM25 128V127H24ZM29 128V127H28ZM27 128V129H28ZM32 128L30 129V131L32 130ZM149 127H147V129H148ZM146 129V128H145ZM146 129V130H147ZM150 129H148V130H150ZM22 130V129H21ZM145 130V131H146ZM161 130V131H160ZM143 131V130H142ZM254 131V132H253ZM256 131H257V133H256ZM20 132H22V131H20ZM57 132H58V134H57ZM61 132V133H60ZM112 132H115L116 133V135L115 136H111L109 133H112ZM159 134H158V133ZM251 132H253V133H255L256 134V137L252 134V136L251 137H253L252 139H251V137L249 136L250 135V133ZM258 132H260V133H258ZM13 133H16V132H13ZM17 133H19V132H17ZM17 133H16V135H17ZM27 133V132H26ZM26 133H24L25 135H26ZM33 133V132H32ZM115 133H113V134H115ZM141 133V135H142V137L139 135ZM249 133V134H248ZM8 134V135H7ZM55 134H57V135H55ZM110 136H109V135ZM112 134V135H113ZM145 134V133H144ZM188 134V135H187ZM248 135L247 137H248V140L249 141H247L246 140V138L244 137V139L243 140H245L244 142H242L243 140H241V142L237 145V141L240 139V137H242V135ZM5 135H7L8 136V138L5 136ZM21 135H23V134H21ZM20 135V136H21ZM206 135V136H205ZM208 135V136H207ZM241 135V136H240ZM19 136V135H18ZM145 136V135H144ZM147 136V135H146ZM145 136V137H146ZM149 136V135H148ZM150 136V137H151ZM180 136V137H179ZM202 136H205V138L207 139V140H205V139H203L202 138ZM240 136V137H239ZM3 137V138H2ZM29 137V138H30ZM151 137V138H152ZM161 137V136H160ZM173 137H172V139H173ZM179 137V138H178ZM227 137H229L230 138V140H229V138L228 139H226ZM239 137V139L236 141V139ZM255 137V138H254ZM4 138V139H5ZM16 138H17V136H16ZM24 138V137H23ZM148 139H149V137H147ZM151 138L149 139V141L151 140ZM159 137H156L155 139H158ZM191 138V139H190ZM195 138V139H194ZM199 138V139H198ZM204 140L203 142H201V140L202 139ZM231 138L233 139L232 141H233V143H232V141H231ZM236 138V139H235ZM141 139H142V141L144 142L143 143V145H144V147L142 148V147H138V149L137 148H135V147H137L136 145H138L139 144V142H141ZM155 139H153L154 141H155ZM160 139H162V138H160ZM160 139H158V140H160ZM188 139H190V140H188ZM194 139V140H193ZM223 139H225V140H223ZM10 140V141H11ZM20 141H19V143H21V142H23L24 140H25V138H24V140L22 141V138L20 137V139H19ZM27 140V139H26ZM152 140V141H153ZM158 140H156L155 141V143H159L158 142ZM188 140V141H187ZM225 141L226 142V140H227V142H228V144H230V145H232V144H234V142H235V144H234V146L233 147H231V146H228V144L226 143V145H225V143L223 144V142H221V141ZM252 140H256L254 143H253V141L251 142ZM15 141V140H14ZM151 141V143H153ZM190 141V142H189ZM219 141H220V143H222V144H219ZM257 141H260V142H257ZM263 141V143H261ZM16 142H18V140L16 141ZM148 142V141H147ZM177 142V143H178ZM218 142V145H217V148L219 149V147L220 146H222V147H220V151L219 150H216L217 148H215V152H214V148H213V143H217ZM230 142V143H229ZM7 143V142H6ZM8 143L9 144H11L9 141H8ZM179 143V145L178 146H180L181 144ZM232 143V144H231ZM252 143V147L251 148H248V147H250V144ZM22 144V143H21ZM21 144H19V145H21ZM141 144H142V142H141ZM254 144V145H253ZM173 145H175L176 147L174 148L173 147ZM191 145V144H190ZM189 145V146H190ZM210 145V146H209ZM212 145V146H211ZM215 144H214V146H216ZM220 145V146H219ZM224 145H225V147H224ZM236 145V146H235ZM256 145H259V146H257V152H259V154L258 153H256V150H253V153H252V148L254 149V148H256ZM264 145V144H263ZM139 146H140V144H139ZM210 147V148H213V152H214V154L212 155L211 154V157H210V154H209V158H208V156H207V154H205L207 157L205 158V156H204V158H202L201 157V155H200V153L203 151V149L206 151H208V149H209V151H210V148H208L207 149V147ZM219 146V147H218ZM228 146V147H227ZM254 146V147H253ZM262 146V147H261ZM165 148L164 150H163V148ZM181 147H183V146H181ZM187 147V148H186ZM191 147V146H190ZM258 147L260 148V151H258L259 149H258ZM179 148V147H178ZM221 148H223L222 150H221ZM229 149V148H231V150H233V154H232V151H230L231 152V154H229L228 152V154L226 153V151L227 150H225V149ZM235 148V149H234ZM161 149V151H159ZM251 151V152H249V150ZM148 150V151H147ZM177 150V149H176ZM234 150H236L235 152H234ZM248 150V151H247ZM151 152V151H153V152H149L148 154H146V152ZM159 152L158 154H155L154 155V153L155 152ZM206 151V152H207ZM208 151V152H209ZM212 151V150H211ZM220 153H219V152ZM223 153H222V152ZM224 151H225V153L226 154H224ZM255 151V152H254ZM131 152H135L136 153V155H135V153H134V155L136 156H134L133 157V154L131 153ZM156 152V153H157ZM176 152V153H175ZM181 152V153H180ZM218 152V153H217ZM131 153V154H130ZM191 153H192V155H191ZM195 153V154H194ZM209 153H211V152H209ZM143 154V158L144 157H146L144 154H146V155H148L147 157H148V159H147V157L145 158V161H146V159H147V161H149V162H147V163H145L144 161H142V160H144V159H141L142 157H141V155ZM197 154V156H198V158L199 157H201V160H199L198 158H194L193 157V155L195 156ZM202 154V153H201ZM203 154H204V152H203ZM202 154V155H203ZM163 155H165L164 154V152H163ZM163 155H162V158H163ZM177 155V156H176ZM232 155V157L230 158V156ZM261 155H262V157H261ZM130 156H132L133 157V159L132 158H130ZM137 156H138V159H137ZM165 156V157H166ZM190 156V157H189ZM139 157H141V158H139ZM160 157H156L155 156V158L156 159H158V161H159V159H160ZM193 157V159H191ZM107 158H108V160H110L111 161V163H109V164H107L106 162H103V161H105V159L107 160ZM165 159H167V158H165ZM164 159V160H165ZM41 161V162H40ZM103 162V163H102ZM154 162H156L155 164H153ZM159 162H161V161H159ZM43 163V164H44ZM104 163H106V164H104ZM150 163V164H149ZM24 164H26V162L24 163ZM37 164H38V166H37ZM46 164V163H45ZM69 164V165H70ZM27 165H25V166H27ZM50 165H54V164H50ZM49 165V166H50ZM59 165H60V163H59ZM73 165V166H74ZM261 165L263 166V167H261ZM12 166V167H13ZM16 166V165H15ZM17 166H18V164H17ZM20 166V165H19ZM18 166V167H19ZM23 166V165H22ZM25 166H24V168H21V169H23V174H24V170H25ZM33 166V168L35 167L34 165H32ZM32 166H30V167H32ZM44 166V165H43ZM42 165H41V168L43 167ZM46 166H47V164H46ZM11 167V168H12ZM27 167H29V165L27 166ZM26 167V168H27ZM29 167V168H30ZM35 167V168H36ZM263 169L262 171H259L261 168ZM15 168V167H14ZM13 168V169H14ZM46 168V167H45ZM45 168H43V169H45ZM72 168H74V167H72ZM244 168V169H243ZM32 169V168H31ZM54 169V168H53ZM28 169H26V171H27ZM30 170V169H29ZM41 170V169H40ZM46 170V169H45ZM48 170H50V168L48 169ZM47 170V171H48ZM61 170H62V168H61ZM18 171H20V169L18 170ZM22 171V170H21ZM35 171V170H34ZM37 171V170H36ZM38 171H39V169H38ZM64 171V170H63ZM69 171H70V174H69ZM33 171H31L30 173H32ZM43 172H44V170H43ZM50 172H51V170H50ZM20 173V172H19ZM26 173V172H25ZM28 173H29V171H28ZM26 174L27 176L29 175V174ZM35 173V172H34ZM46 173H48V174H50V176L52 177V176H54V173L53 172H51V173H49V171L48 172H46ZM38 174V173H37ZM52 174V175H51ZM56 174V173H55ZM61 174L59 175V177L61 176ZM66 174V173H65ZM16 175H19V174H16ZM16 175L14 176V177H16ZM21 175V174H20ZM25 175V176H26ZM33 174H31V175H29V179H32V176ZM34 175H36V173L34 174ZM33 175V176H34ZM41 175H42V173H41ZM26 176V177H27ZM38 175H36V177H37ZM50 176H48V178H50V181L52 182V180H51V177ZM146 176H148L147 177V179L151 176H157V177H160L162 180H163V182H162V184H166V188L165 187H162V190H164L163 188H165V190L164 191H162L161 189V193L159 194V193H157L156 194V192H154L153 194H146L144 191H145V189H142L143 187H141V185L143 186V183H144V179L146 178ZM4 176H2V178L0 179V182L3 184L4 183V180L3 179H5V178H3ZM19 176H17V178H18ZM36 177H34L32 180L34 181V179H36ZM40 177V176H39ZM156 177V178H157ZM12 178V177H11ZM38 178V177H37ZM40 178H42V177H40ZM55 178V177H54ZM205 178H207L208 180H210V181H212V184L215 186V189H213L212 188V186H210V182L209 183H207V185L206 184H199L200 182H202L203 181V179ZM14 179V178H13ZM19 179V178H18ZM25 179V178H24ZM53 179V178H52ZM146 179V180H147ZM153 179V178H152ZM198 179H200V181L198 180ZM201 179H202V181H201ZM12 180V179H11ZM26 180H28V177L26 178ZM25 180V181H26ZM46 180H48V179H46ZM56 180V179H55ZM61 180H63V179H61ZM61 180L59 181V182H61ZM145 180V181H146ZM149 180V179H148ZM161 180V181H162ZM180 180H183V181H181L182 183L185 181V182H188L187 184H190V183H192L193 185H192V187L190 188L189 186H191V184L190 185H187L186 183V186L188 187V190H187V188H186V186H185V190L188 192V194H187V196L188 197H192V195H193V197L195 196V197H197L196 199H192V201H191V198H188V199H190V201H188L187 200V198H185V199H182V197H181V199L179 200V198L176 200L175 199V197H174V195L176 196V198H177V194H174L175 192L176 193H178L175 189H174V191L175 192H173V188L171 189V188H168V186L169 187H172V186H176L175 184V182L176 181H180ZM14 181V180H13ZM22 181V180H21ZM25 181H24V184H26L25 183ZM29 181V183L31 184V180H28ZM31 181V182H30ZM53 181H54V179H53ZM58 181V180H57ZM197 182L198 181V184L197 185H195L194 184V182ZM6 182V181H5ZM8 182H10V181H7L6 183H8ZM19 182V181H18ZM27 182V181H26ZM11 184H12V182H10ZM17 183V179H16V182H15V184ZM28 183V184H29ZM32 183H34V182H32ZM34 183V184H35ZM112 183V184H113ZM148 183V182H147ZM147 183H145V185L147 184ZM175 183V184H174ZM179 183V182H178ZM251 183V182H250ZM5 184V183H4ZM9 184V183H8ZM13 184H14V182H13ZM12 184V185H13ZM30 184L29 185H27L28 187L30 186ZM69 184H67L68 185V187L69 188H71L70 186H69ZM184 184V185H185ZM209 184V185H208ZM6 185V184H5ZM12 185L10 186V184H9V186L10 187H12ZM21 185V184H20ZM114 185V184H113ZM117 185H114L115 187L117 186ZM223 185L224 186V188L222 189V187L221 186ZM249 185V187H252L253 185H250V184H248ZM247 185V186H248ZM2 187H3V185H1ZM19 186V185H18ZM147 186H148V184H147ZM161 186V185H160ZM213 186V187H214ZM217 186V187H216ZM218 186H219V189H216V188H218ZM234 186V185H233ZM5 187H7V185L5 186ZM14 187V186H13ZM22 187V186H21ZM120 187V186H119ZM181 187V186H180ZM220 187H221V189H220ZM83 188V189H82ZM147 188H149V187H147ZM177 188V190H178V187H176ZM182 188V187H181ZM229 188V187H228ZM13 189V188H12ZM20 189V188H19ZM23 189H26V188H23ZM115 190H116V188H114ZM129 189H131L132 191L133 190H135L133 193L132 192H130L129 194L127 193V191H129ZM157 189V188H156ZM230 191H232V187H230ZM6 190H8V189H6ZM16 190V189H15ZM54 190V191H53ZM70 190V189H69ZM78 190V189H77ZM83 190V191H84ZM116 190V191H117ZM127 190V191H126ZM144 190V191H143ZM149 190V189H148ZM146 191V192H148L149 193V191ZM158 190H159V188H158ZM159 190V191H160ZM17 191H18V189H17ZM82 191V192H83ZM154 191H155V189H154ZM157 191V190H156ZM180 191V190H179ZM182 191V190H181ZM180 191V192H181ZM19 192H21V191H19ZM73 192V191H72ZM118 192V191H117ZM122 192V193H123ZM180 192L178 193V194H180ZM187 192H185L184 191V194L185 193H187ZM22 193V192H21ZM69 193V192H68ZM78 193V192H77ZM131 193H132V197L130 196L131 195ZM19 194V193H18ZM70 194V193H69ZM80 194L81 193H79V194H77L78 196H79V198H80ZM124 194V193H123ZM130 196H128V195ZM181 194H182V196H183V198H184V196L186 195H183V192H181ZM28 195V194H27ZM76 195V196H77ZM190 195V196H189ZM22 196V195H21ZM24 196V195H23ZM120 196V197H119ZM81 197H83V196H81ZM94 197V196H93ZM123 197V196H122ZM207 197V198H206ZM25 198V197H24ZM66 198V197H65ZM91 198V197H90ZM89 198V199H90ZM74 199V198H73ZM73 199H71L72 201H73ZM86 199H87V197H86ZM90 200H92V198L90 199ZM115 200V199H114ZM70 201V200H69ZM89 201V200H88ZM87 200H86V202L87 203H89V205H90V202H93V200L92 201H89L88 202ZM128 203H127V202ZM76 202H78V204L80 205V203H79V201H76ZM96 202V201H95ZM210 202H212V201H210ZM87 203H85V205H87ZM97 203V202H96ZM100 203V202H99ZM77 204V203H76ZM75 204V205H76ZM101 204V203H100ZM98 205V204H97ZM29 206V207H30ZM77 207H78V205H76ZM94 207H92V208H94ZM107 207V206H106ZM6 208V207H5ZM89 208H90V210H89ZM94 208V209H95ZM2 209H4V208H2ZM36 209V210H37ZM44 209V208H43ZM7 210V209H6ZM14 210V209H13ZM12 210V211H13ZM44 210H41V212H43ZM2 212H3V210H2ZM40 212V211H39ZM45 212V211H44ZM19 213V212H18ZM17 213V211H16V213L15 214H17L16 216L19 218V220L21 219V221H23V219L25 220V218H28L27 216L25 217L23 214L22 215H20V213L18 214ZM1 216H3L2 214H0ZM13 215V214H12ZM0 216V217H1ZM11 216V215H10ZM73 217H75V219L73 218ZM157 217H160L161 218V221L160 222H164V224H162V225H164V226H161V228H156V225H155V227H154V224H158V223H153V221L157 218ZM4 218V217H3ZM6 218V217H5ZM12 218V217H11ZM16 218V217H15ZM1 219H2V217H1ZM52 219V218H51ZM163 219V220H162ZM3 220V219H2ZM7 220H8V218H7ZM4 221H6V220H4ZM13 221V220H12ZM20 221V222H21ZM6 222H8V221H6ZM5 222V223H6ZM10 222V221H9ZM15 222V221H14ZM29 222H27V223H29ZM159 222V223H160ZM162 222V223H163ZM1 223V222H0ZM5 223H2V224H0V225H4ZM22 223V222H21ZM24 224H25V222H23ZM30 223V224H31ZM9 224V223H8ZM6 225V226H8L9 227V225ZM10 224H11V222H10ZM250 224H255L256 226H258V228L255 226H253L252 228L253 229H249V227L251 226ZM5 225L4 226H2V227H4V228H7V227H5ZM13 222H12V227H13ZM159 225H161V224H159ZM250 225V226H249ZM11 226V225H10ZM22 226V225H21ZM26 226V225H25ZM27 226H28V224H27ZM26 226V227H27ZM33 226V225H32ZM158 226V225H157ZM259 226H261V227H259ZM15 227V226H14ZM14 227H13V229H14ZM18 227H19V222H18ZM74 227V228H75ZM158 227H160V226H158ZM1 228V227H0ZM34 228V227H33ZM32 228V229H33ZM144 228V229H143ZM256 228V229H255ZM8 229V228H7ZM16 229H17V227H16ZM24 229H25V227H24ZM27 229H28V227H27ZM39 229V228H38ZM38 229H36V230H38ZM162 229V230H161ZM8 230H10V228L8 229ZM29 231H30V229H28ZM132 230H140L139 231V233H136V234H132L133 232H132ZM158 230H160V231H158ZM33 230H31V232H32ZM34 231H35V229H34ZM40 231H41V229H40ZM39 231V233H42V232H40ZM137 231H135V232H137ZM215 231V232H214ZM227 231V232H226ZM213 232V233H212ZM231 232V233H232ZM1 233H2V231H1ZM36 233V232H35ZM38 233V232H37ZM38 233V234H39ZM44 233V232H43ZM37 234V235H38ZM209 234V235H210ZM218 234V233H217ZM222 234V233H221ZM234 234V235H235ZM4 236H6L5 235V233L3 234ZM1 236V234H0V241L2 242V240L4 241V239H5V237L4 236ZM43 234H40V236H42ZM208 235V236H209ZM214 235V234H213ZM227 237L228 238H230L231 237V234L230 233H227ZM229 235H230V237H229ZM39 236V235H38ZM46 236V235H45ZM45 236H43V238L42 239H44L45 238ZM203 236V235H202ZM232 236H233V234H232ZM2 237V238H1ZM7 238H9L8 236H6ZM82 237V238H83ZM197 237V238H196ZM225 237H226V235H225ZM7 238L5 239V242L6 241H8L7 240ZM37 238H41V237H37ZM36 238V239H37ZM204 238H206V237H204ZM203 237H202V239H204ZM208 238V239H207ZM206 239L207 240H205L206 241V243H205V245L206 244H208L207 243V241H209L210 239H212V237H207ZM228 238H226V240L228 241L229 239ZM235 238V237H234ZM9 239H13V238H9ZM15 239V238H14ZM36 239H35V241H36ZM233 239V238H232ZM232 239H230V240H232ZM15 240H17V239H15ZM39 240V239H38ZM41 240V239H40ZM196 240V241H197ZM238 240V241H237ZM13 241V244H15V246H13V247H18V246H16L17 244L16 243H14L15 241L14 240H12ZM19 241V240H18ZM33 241V240H32ZM46 241V240H45ZM51 241H49V242H51ZM84 241V242H85ZM199 241H197L196 242V244L197 243H199ZM204 241V242H205ZM227 241H225V242H227ZM5 242H2V243H4L3 245L5 246V244H7L8 245V243H5ZM9 242H10V240H9ZM17 242V241H16ZM21 242V246L19 245V248L18 249H16V248H14L15 249V251L13 252V257L11 256V252H12V250H14L12 247H11V250H8V249H10V247H9V245L7 246V247H9V248H5V250L6 251H8L7 253L5 252V250L2 248V250H4V251H0V254L2 253L3 254V252L4 253H6V254H8V256H11L12 258H13V261L10 259V260H8V258H7V261H12L13 262V264L16 262V261H18V259L16 258V256L18 255V258L21 260V258H22V256L23 257H25V259L24 260H21L23 263H24V261H25V263L27 264V262L26 261H28L29 263H31V261L30 260H37L36 259V257H39V255H35L34 253H37L43 246L41 245V247L37 244V241H36V245H38L39 246V248L40 249H38V251L37 252H33V251H36L37 249L36 248H38V246L36 247V245H35V249L32 251L33 252V254L32 253H29L28 252V250H30V249H28L27 250V254L29 253V254H31V256L28 254V256L26 255V256H24L23 255V252H22V256L20 255V257H19V254H21V251H20V253H19V249H20V247H22L23 248V246L25 247V244L22 242V241H20ZM19 242V243H20ZM40 243H42L43 241L41 240V241H39ZM48 242V243H49ZM211 242H213V241H211ZM229 242V241H228ZM227 242V243H228ZM233 242H234V240H233ZM233 242H232V244H233ZM234 242V243H235ZM11 243V242H10ZM39 243V244H40ZM46 243H47V241H46ZM45 243V244H46ZM220 243V244H219ZM244 244L243 246L241 245V244ZM33 244V243H32ZM49 244H51V243H49ZM162 244H168L167 246H163ZM171 244V246L173 245L174 247H175V245H177V247H175L174 249L171 247V246H169ZM193 244H195V243H193ZM193 244H191L189 247H191ZM195 244V245H196ZM209 244H210V241H209ZM212 244V243H211ZM230 244V243H229ZM231 244V245H232ZM48 245V244H47ZM46 245V246H47ZM160 245H162V246H160ZM180 245V246H179ZM199 245V244H198ZM201 245V244H200ZM205 245L203 244L202 246H204V249L206 248L205 247ZM0 246H1V243H0ZM4 246H2V247H4ZM10 246H11V244H10ZM44 247V248H49V247ZM52 246V245H51ZM51 246H50V248H51ZM197 246V245H196ZM196 246H195V248H194V246H193V248L194 249H196L197 250V248H201L202 250H203V248H202V246L200 247H198L197 246V248H196ZM213 246V245H212ZM27 247V246H26ZM25 247V248H26ZM34 247V246H33ZM171 247V248H170ZM182 247V248H181ZM1 248V247H0ZM31 249H33V248H31ZM59 249V248H58ZM57 249V250H58ZM200 249V250H201ZM1 250V249H0ZM21 250V249H20ZM24 250V248L22 249V251ZM44 249H42V251H40V252H38L39 254H40V257L43 255H45L46 256V258H47V255H48V251L49 250H46L45 249V251L46 252H44L43 251ZM50 250H52V249H50ZM186 249L184 248V250H182V252L183 251H185ZM193 250V249H192ZM199 250V249H198ZM206 250H208V249H206ZM226 250V251H227ZM10 251V252H9ZM18 252L17 253V255L16 256H14L15 254V252ZM59 251H61V250H59ZM63 251V250H62ZM66 251V252H67ZM71 251H68L69 253L71 252ZM187 251V250H186ZM190 251V250H189ZM188 251V252H189ZM214 251V250H213ZM213 251H212V253H210L209 254V256H211L212 254H213ZM219 251V250H218ZM26 252V251H25ZM31 252V251H30ZM44 253V254H41V253ZM51 252V251H50ZM53 252L55 253V250L54 251H52V254L50 253L49 255V260L50 261H53L54 260V258H53V260L51 259V257H52V255H53ZM177 252V253H176ZM181 252V251H180ZM191 252V251H190ZM204 252H205V250H204ZM215 252V251H214ZM46 253V254H45ZM60 253V252H59ZM72 253V252H71ZM135 253V254H136ZM187 253V252H186ZM185 253V254H186ZM199 253H201V251L199 252ZM209 253V252H208ZM216 253V252H215ZM228 253V254H229ZM6 254H3V255H5V257H6ZM57 254H58V252H57ZM61 254H62V252H61ZM64 254H65V252H64ZM221 254V253H220ZM3 255H0V257L2 256L3 258H4V256ZM32 255H34L35 256V258H34V256H33V258H31L32 257ZM66 255V254H65ZM65 255L63 256V258H64V260H63V262L66 264L67 263V261H66V259H67V257H65ZM71 255V254H70ZM183 255V254H182ZM208 255V254H207ZM213 255H215V254H213ZM218 255H219V253H218ZM227 255V254H226ZM30 256V257H29ZM42 256V257H43ZM44 256V257H45ZM55 256H57L56 254H55ZM60 256V255H59ZM69 256V255H68ZM217 256V255H216ZM222 256H223V254H222ZM14 257L16 258V260H14ZM31 258L30 260H28L27 258ZM54 257V256H53ZM62 257V256H61ZM72 257V256H71ZM141 257V258H142ZM184 257V256H183ZM187 257V256H186ZM204 257V256H203ZM206 257V256H205ZM213 257V256H212ZM211 257V258H212ZM219 257V256H218ZM45 258V259H46ZM58 259H60L59 257H57ZM56 258V259H57ZM188 258V257H187ZM209 258V257H208ZM227 258V257H226ZM254 258H256V259H254ZM6 259V258H5ZM23 259V258H22ZM40 259V258H39ZM37 260L36 262L37 263H39L40 264V262L41 263H45L46 261H40V260ZM43 259V258H42ZM41 259V260H42ZM54 260L52 263L54 264V262L56 261L57 263L56 264H59V262L58 261H60V260ZM68 259H69V257H68ZM74 259V258H73ZM78 259H75V260H77L78 261ZM229 259H230V257H229ZM232 259V258H231ZM230 259V260H231ZM242 259V260H241ZM245 259V258H244ZM250 259V258H249ZM186 260V259H185ZM188 260H189V258H188ZM191 260V259H190ZM233 260V259H232ZM246 260V259H245ZM251 261V263H253L254 261ZM34 261V262H35ZM40 261V262H39ZM102 261V260H101ZM184 261V260H183ZM246 261H248V260H246ZM250 261V260H249ZM1 262V261H0ZM12 262H10L11 264H12ZM19 262V261H18ZM18 262H16V264L18 263ZM22 262H20V263H22ZM33 262V264H35ZM76 262V261H75ZM81 262H79V263H81ZM115 262V263H114ZM145 262V261H144ZM180 262H181V260H180ZM9 263V264H10ZM20 263H18V264H20ZM24 263V264H25ZM36 263V264H37ZM47 263H49V262H47ZM69 263V262H68ZM73 263H74V261H73ZM105 263V264H106ZM235 263V262H234ZM247 263V262H246ZM71 264V263H70ZM78 264V263H77ZM178 264H180V263H178ZM250 264V263H249ZM254 264V263H253Z\"/></svg>",
	"mask_w": 264,
	"mask_h": 264
},
{
	"label": "rangeland",
	"instance_id": "obj_2",
	"mask_svg": "<svg viewBox=\"0 0 264 264\" xmlns=\"http://www.w3.org/2000/svg\"><path fill=\"white\" fill-rule=\"evenodd\" d=\"M8 1H1L0 0V55L1 54H3V55H1L2 57H3V60L2 61H0V66L2 65H4V64H6L5 66H4V68L3 69H5V72H3V69H2V67L0 68V72H2V74H4V73H6L7 71H9V69L11 70V72L10 73H6V75L9 77V78H21V76H22V80H24V82L26 81V79H29L28 80V82L30 81V84L31 85H34V86H31L30 88H28V87H26V84H27V86H30V84L29 83H24L23 81H22V83H24L25 84V89H26V91L27 90H29V89H34V88H36L37 90H38V93L36 92L37 90L35 89V93H36V95H34V96H37L38 98H41V99H43V100H48V99H50V98H52V97H54L57 93H59L60 91V93H65L66 94V89H67V92L68 91H70L72 88H73V86H75V87H79L78 85H80V84H82V80H84V82L86 83L87 82V80H88V83H87V85H85V87L83 86V84H82V88L85 90V89H89L90 87H92V88H99V89H105V90H107V89H112L113 87H116V86H118V85H121V86H125V85H129V82L130 81H132V80H134L135 79V77H137L136 75H138L139 76V74H140V76H147V73H148V76L151 74V75H153L152 77L153 78H155V79H157L156 81H158V79L160 80V81H162L163 83L165 82L164 80H167V84L166 83H164V85H165V87L167 86V87H170V89L171 88H173V90L171 91V92H173L174 93V96H171V94H169L170 96L169 97H171V99L170 98H167L168 99V102H167V104L168 103H172V102H174L175 101V103L176 102H178V103H181L182 101H183V103H182V105H185V103H190V102H192L193 101V103L191 104L190 103V105H192V110L194 111H192V113H190L191 111H190V109L191 108H189V107H191L190 105L189 106H183V108H187L188 107V109H184L185 111H189L188 112V114L190 113V117L188 116V117H186V119H185V121H184V119L182 118V120L186 123L187 122V124H190V123H192L193 125L194 124H196V122L195 121H193V120H195V119H197V116L199 117V115H197V116H195V112H196V110H197V108H198V110H200L201 112L202 111H206L207 112V110H209L208 109V107H206V105H205V109L206 110H202V108H203V106H204V104H201V102H196L195 100H198V97H199V100L198 101H201V100H203V99H208L209 97V99H211V102H210V100L208 101V102H210V103H212V101L214 102V101H220L221 100V102H216L215 104L216 105H219L220 104V106H222L221 104H222V102H223V104H224V102H226L227 101V99H228V97H229V94H231L230 96H231V99H232V97H233V99H232V101L233 102H231V99H230V102L228 101V103H230V108H231V105H237V104H239L240 102L242 103H240L239 105L240 106H242V108L243 107H245V109L247 110V109H249V107L251 106V105H253L255 102H256V98L258 99H260V97H261V99L262 100H264V0H116V1H114V0H95V1H90V2H80V3H74L73 5H75V6H73V8H75V9H73L71 12H69V13H66L67 14V17H64V16H59V13H60V11H58V12H56V13H53L52 14V11L50 10V12H48L49 11V9L47 8L48 7V3L47 2H39V1H24V0H18V1H16V2H8ZM19 2H21V3H19ZM100 2V3H99ZM10 3H11V5L14 7V10H13V7L10 5ZM14 3H15V5H16V3H17V5H18V7L17 6H15L14 5ZM84 3V4H83ZM111 3V4H110ZM118 3V4H117ZM9 4V5H8ZM25 4V5H24ZM44 6H43V5ZM79 4V5H78ZM82 4V5H81ZM90 4H92V5H90ZM97 4V5H96ZM20 5V6H19ZM24 5V6H23ZM32 5V6H31ZM41 5V6H40ZM95 5V6H94ZM109 5V6H108ZM6 6V7H5ZM9 6V7H8ZM32 7V8H30V7ZM94 6V7H93ZM4 7V8H3ZM7 7H8V9H7ZM35 7V8H34ZM37 7L39 8L40 7V9L42 10V12H41V10L39 11V9L37 10ZM46 7V8H45ZM72 7V6H71ZM78 7V8H77ZM82 7V8H81ZM19 10V12H17L18 10ZM21 9V10H20ZM34 9V10H33ZM45 9V10H44ZM81 9V10H80ZM91 9V10H90ZM99 9V10H98ZM10 10V11H9ZM13 10V11H12ZM30 10V11H29ZM36 10V11H35ZM86 10V11H85ZM89 10V11H88ZM93 10V11H92ZM100 11V12H98V11ZM106 10V11H105ZM109 10V11H108ZM2 11V12H1ZM12 11V12H11ZM24 11V13H22ZM44 11V12H43ZM8 12V13H7ZM26 12V13H25ZM34 12V13H33ZM37 12H39V13H37ZM88 12V13H87ZM10 13V14H9ZM12 13V14H11ZM15 13H19V14H15ZM41 13H42V15H41ZM80 13V14H79ZM93 13H95V14H93ZM1 14L3 15V16H1ZM8 14V15H7ZM24 14V15H23ZM52 14V15H51ZM69 14V15H68ZM11 15H14V16H11ZM44 15V16H43ZM78 15V16H77ZM85 16V17H83V16ZM82 16V17H81ZM68 17H69V19H68ZM6 18V19H5ZM22 18V19H21ZM75 19V20H72V19ZM106 18H108V19H106ZM10 19V20H9ZM43 19V20H42ZM62 19V20H61ZM64 19V20H63ZM78 19V20H77ZM84 19V20H83ZM97 19V20H96ZM105 19V20H104ZM114 19V20H113ZM123 19V20H122ZM39 20V21H38ZM50 20V21H49ZM54 20H55V22H54ZM87 20V21H86ZM89 20V21H88ZM93 20H95V21H93ZM102 20V21H101ZM113 20V21H112ZM44 21L46 22V23H44ZM75 23H74V22ZM80 21H81V24H80ZM91 21V22H90ZM108 21V22H107ZM116 21H117V23H116ZM124 21V22H123ZM27 22V23H26ZM35 22V23H34ZM52 22V23H51ZM65 22V23H64ZM77 22V23H76ZM89 22V23H88ZM95 22V23H94ZM103 22V23H102ZM121 22V23H120ZM15 23V24H14ZM29 23V24H28ZM32 25H31V24ZM34 23V24H33ZM62 23H63V26H62ZM67 23V24H66ZM79 23V24H78ZM85 23V24H84ZM86 23H88V24H86ZM99 23H101V24H99ZM127 23V24H126ZM44 24V26H42V25ZM65 24V25H64ZM70 24V25H69ZM73 24H75V25H73ZM78 26H77V25ZM98 24V25H97ZM107 24V26H105ZM109 24V25H108ZM113 24H115V25H113ZM24 25V26H23ZM29 25V26H28ZM41 25V26H40ZM51 25V26H50ZM56 25V26H55ZM61 25V26H60ZM81 25H83V26H81ZM87 25V26H86ZM7 26V27H6ZM18 26V27H17ZM23 26V27H22ZM36 26V27H35ZM40 28H39V27ZM53 26H54V28H53ZM75 26V27H74ZM80 26V27H79ZM105 26V27H104ZM121 26V27H120ZM15 27H17V29H14ZM32 27V28H31ZM38 27V28H37ZM43 27V28H42ZM46 27V28H45ZM48 27V28H47ZM50 27V28H49ZM52 27V28H51ZM57 27H59L58 29H57ZM66 27H67V29H66ZM68 27H71L70 29L68 28ZM74 27V29H72ZM77 27V28H76ZM86 27V29H84ZM90 27H93V28H90ZM107 27H110L109 29H107ZM115 27V28H114ZM136 27V28H135ZM5 28V29H4ZM22 28V29H21ZM65 28V29H64ZM80 28V29H79ZM81 28H83L82 29V32L80 33V30H81ZM90 28V29H89ZM100 28V29H99ZM116 28H118V29H116ZM124 28V30H122V29ZM139 28H141V29H139ZM5 31H4V30ZM13 29V30H12ZM28 29V30H27ZM30 29H31V31H30ZM41 29V30H40ZM55 31H54V30ZM61 29V30H60ZM63 29V30H62ZM72 29V30H71ZM93 29H94V31H93ZM96 29V30H95ZM103 29V30H102ZM114 30V32L112 31V30ZM120 29V30H119ZM127 29V30H126ZM34 30H36V31H34ZM43 30H45V32H43ZM52 30V31H51ZM57 30H60V32L61 31H63L62 33H60L59 31H57ZM69 30H70V32H69ZM91 30H92V32H91ZM138 30V31H137ZM7 31V32H6ZM15 31V32H14ZM20 31H22V32H20ZM48 31H50V32H48ZM121 31V32H120ZM127 33H126V32ZM133 31V32H132ZM14 32V33H13ZM25 32V33H24ZM32 32V33H31ZM46 32H47V34H46ZM73 32V33H72ZM88 32H90V33H88ZM10 33V34H9ZM23 33V34H22ZM26 33H27V35H26ZM35 33V34H34ZM42 33H43V35H42ZM45 33V34H44ZM54 33V34H53ZM56 33H60V34H56ZM103 33H104V36H103ZM117 33V34H116ZM8 34V35H7ZM33 34V35H32ZM72 36H71V35ZM83 34V35H82ZM87 34H88V36H87ZM90 34V35H89ZM101 34V35H100ZM109 34V35H108ZM111 34V35H110ZM113 34V35H112ZM38 35V36H37ZM40 35V36H39ZM42 35V36H41ZM54 35H56V36H54ZM77 35V36H76ZM82 35V36H81ZM17 36V37H16ZM34 36V37H33ZM37 36V39H35V37ZM73 36H75V37H73ZM26 38V39H24V38ZM28 37H30V38H28ZM31 37H33V39H34V41H32L33 39L31 38ZM41 37H42V39H41ZM63 37V38H62ZM67 37V38H66ZM86 37V38H85ZM87 37H88V39H87ZM90 37V38H89ZM16 38V39H15ZM28 38V39H27ZM44 38V39H43ZM45 38H47L46 40H45ZM115 38V39H114ZM13 39V40H12ZM20 39V40H19ZM70 39V40H69ZM113 39V40H112ZM44 40V41H43ZM59 40V41H58ZM68 40V41H67ZM87 40V41H86ZM89 40V41H88ZM116 40V41H115ZM118 40V41H117ZM7 41V42H6ZM31 41V42H30ZM52 41V42H51ZM74 41V42H73ZM77 41V42H76ZM111 41V42H110ZM116 42V43H114V42ZM124 41V42H123ZM10 42V43H9ZM12 42H16V43H12ZM30 42V43H29ZM33 42H35V43H33ZM40 42V44H38ZM44 42L46 43L45 45H44ZM86 42V43H85ZM98 42V43H97ZM133 42V43H132ZM5 43V44H4ZM22 43H23V45H22ZM24 43H26V44H24ZM33 43V44H32ZM48 43V44H47ZM55 43V44H54ZM88 43V44H87ZM31 44V45H30ZM57 44V45H56ZM113 44H115L114 46H113ZM122 44V45H121ZM2 45V46H1ZM13 45H16V46H13ZM25 45H28L29 46V48H28V46L25 48ZM64 45V46H63ZM117 45V46H116ZM6 47L5 49H4V47ZM19 46V47H18ZM39 48H38V47ZM45 46V47H44ZM53 46V47H52ZM67 46V47H66ZM96 46V47H95ZM23 47V48H22ZM42 47V48H41ZM119 47H120V51H119ZM12 48H13V50H12ZM28 48V49H27ZM57 48V49H56ZM76 50H75V49ZM9 49V50H8ZM25 49V50H24ZM31 49V50H30ZM35 49H36V51H35ZM41 50V52H43V54L40 52V51H38V50ZM45 50V53H44V50ZM52 49V50H51ZM73 49V50H72ZM3 50V51H2ZM91 50V51H90ZM94 52H93V51ZM9 51V52H8ZM14 51H17V53L16 52H14ZM23 51V52H22ZM24 51H26L25 53H24ZM52 51V52H51ZM55 51V52H54ZM60 51V52H59ZM71 51H72V53H71ZM74 51V52H73ZM76 51V52H75ZM81 51V52H80ZM86 51V52H85ZM118 53H117V52ZM5 52V53H4ZM7 52V53H6ZM12 52H14V53H12ZM29 52V53H28ZM31 52V53H30ZM39 52L41 53V54H39ZM48 52V53H47ZM69 52V53H68ZM82 52H84V53H82ZM108 52V53H107ZM19 53V54H18ZM22 53V54H21ZM26 53H27V56H26ZM33 53H35V54H33ZM47 53V54H46ZM58 53V54H57ZM60 53V54H59ZM67 53V54H66ZM80 53V54H79ZM88 53V54H87ZM90 53H91V55H90ZM11 54V55H10ZM64 54V55H63ZM73 55V54H75V55H77V56H71V55ZM87 54V55H86ZM96 54H97V57H96ZM110 54H111V56H110ZM7 55H8V57H7ZM17 55V56H16ZM57 55V56H56ZM66 55V56H65ZM80 55V56H79ZM93 55V56H92ZM99 55V56H98ZM103 55L104 56H106V57H104L103 58ZM120 55V56H119ZM0 56V59L2 58ZM5 56V57H4ZM15 56V57H14ZM21 56H22V58H21ZM24 56V57H23ZM62 56V57H61ZM86 57V59H85V57ZM128 56V57H127ZM11 57V58H10ZM43 57H46V58H44L43 59ZM58 57V58H57ZM60 57L61 58H63V59H60ZM65 57V58H64ZM68 57H69V59H68ZM73 57V58H72ZM93 57V58H92ZM96 57V58H95ZM111 58V59H109L108 60V58ZM112 57H115V58H112ZM5 58H7V59H5ZM9 58V59H8ZM29 58H32V59H29ZM49 58V59H48ZM57 58V59H56ZM77 60H76V59ZM82 58H84V59H82ZM89 58V59H88ZM92 59V61H91V59ZM99 60H98V59ZM118 58V59H117ZM123 58V59H122ZM139 58V59H138ZM142 58V59H141ZM11 59V60H10ZM17 59V60H16ZM19 59V60H18ZM35 59V60H34ZM40 59V60H39ZM55 59V60H54ZM61 61H60V60ZM88 59V60H87ZM93 59H94V61H93ZM96 59V60H95ZM101 59V60H100ZM107 59V60H106ZM114 59V61H111V60H113ZM122 59V60H121ZM129 59V60H128ZM130 59H132V60H130ZM134 59V60H133ZM4 60H6L5 62H4ZM16 60V61H15ZM67 60V61H66ZM71 60V61H70ZM90 60V61H89ZM116 60H117V62H116ZM128 60V61H127ZM13 61V62H12ZM31 61V62H30ZM39 61H40V63H39ZM42 61V62H41ZM44 61V62H43ZM65 63H64V62ZM77 61V62H76ZM78 61H80L79 63H78ZM82 61V62H81ZM84 61V62H83ZM96 61V62H95ZM111 61V62H110ZM12 62V63H11ZM16 62V63H15ZM30 62V63H29ZM34 62H35V64H34ZM52 63V64H50V63ZM56 62V63H55ZM60 62V63H59ZM61 62H62V64L63 65H61L60 66V64H61ZM85 62H87V63H85ZM88 62H90V63H88ZM94 62V63H93ZM98 62H102V63H99V65L97 64ZM110 63V65H109V63ZM120 62V63H119ZM124 62V63H123ZM142 62V63H141ZM3 63V64H2ZM8 63V64H7ZM10 63V64H9ZM15 63V64H14ZM18 63V64H17ZM21 63V64H20ZM25 63V64H24ZM42 63V64H41ZM47 63H49L48 65H50V66H48L47 65ZM54 63L57 65H54ZM70 63V64H69ZM73 63V64H72ZM83 63V64H82ZM92 63L94 64L93 66H92ZM106 63V64H105ZM108 63V64H107ZM113 65H112V64ZM115 63V64H114ZM118 65H120L119 66V70H117L118 69V66H117V64ZM132 63V64H131ZM137 63V64H136ZM146 65H145V64ZM12 64V65H11ZM13 64H14V67H13ZM31 64H32V66H31ZM47 65V69H48V71L49 72H47V69H46V65ZM64 64H65V66H64ZM75 64H77V65H75ZM79 64H80V66L81 67H79ZM84 64H87V65H84ZM91 64V65H90ZM97 64V65H96ZM104 64V65H103ZM135 64H136V67H135ZM8 65V66H7ZM18 67H17V66ZM23 65V66H22ZM25 65V66H24ZM28 65L29 66H31V67H28ZM41 66V67H36V66ZM42 65H44L43 67L44 68H42ZM53 65V66H52ZM59 65V66H58ZM89 65V66H88ZM101 65H103V66H101ZM107 65H108V68H107ZM123 65V67H126V68H123V67H121ZM129 65V66H128ZM139 65V67H137ZM143 66V67H141V66ZM12 66V67H11ZM55 66V67H54ZM67 66V67H66ZM71 66V67H70ZM73 66H74V68H73ZM79 69H75L76 67ZM84 66V67H83ZM98 66V67H97ZM132 66H133V68H132ZM145 66V67H144ZM8 67V68H7ZM20 67H21V69H20ZM26 67H27V69H26ZM34 67L36 68L35 70H37V68H38V70L37 71H35L34 70ZM53 67V68H52ZM63 67V68H62ZM82 67L84 68V71L86 72V74L89 72V73H91V75L90 74H87V76L86 75H84V74H82V72L83 73H85L84 71H82L81 69H82ZM89 67H90V69H89ZM93 67H97V69L96 68H93ZM101 69H100V68ZM113 67H114V69H113ZM117 67V68H116ZM128 67V68H127ZM31 68V69H30ZM41 68H42V70H41ZM56 68H58V69H56ZM71 68V69H70ZM86 68V69H85ZM91 68H92V70L93 71H91ZM106 70H105V69ZM141 68V69H140ZM8 69V70H7ZM20 69V70H19ZM75 69V70H74ZM89 69V70H88ZM110 69H112L111 71H109ZM130 69V70H129ZM2 70V71H1ZM7 70V71H6ZM14 70V71H13ZM23 70V71H22ZM31 70H33V71H31ZM53 70V71H52ZM59 72H61V73H59ZM65 70H72V72H70V73H65ZM77 70H78V72H77ZM81 70V71H80ZM105 70V71H104ZM117 71V73L115 72V73H113V71ZM132 70V71H131ZM133 70H134V72H133ZM135 70H137V72L135 71ZM144 70V71H143ZM17 71V72H16ZM20 71H22V73H21V75L20 74H18ZM28 71V72H27ZM50 71H52V72H50ZM76 71V72H75ZM79 71L81 72V74L79 73ZM96 71V72H95ZM100 71V72H99ZM107 71V72H106ZM127 71V72H126ZM146 71V72H145ZM25 74H24V73ZM30 72V73H29ZM39 72V73H38ZM54 72H56V73H54ZM112 72V74H110ZM121 72V73H120ZM122 72H123V74L124 75H122ZM136 72V75L134 74ZM140 72V73H139ZM11 73H12V75H11ZM27 73H29L30 75H28ZM34 73V74H33ZM45 73V74H44ZM46 73H47V75H46ZM72 73V74H71ZM78 73V74H77ZM109 73V74H108ZM131 73V74H130ZM17 74V75H16ZM27 74V75H26ZM32 74V75H31ZM52 75V74H54V75H52L51 77H53V78H51L50 77V79H49V75ZM69 74V75H68ZM71 74V75H70ZM75 74H77V78H76V76H75ZM101 74V76L100 77H98L99 75ZM116 74V75H115ZM121 76H123L122 78L120 77V79H117L116 78V76L119 78V76L120 75ZM129 74V75H128ZM146 74V75H145ZM5 75V74H4ZM15 75V76H14ZM23 75L25 76V77H27V78H25V77H23ZM36 75V76H35ZM38 75V76H37ZM41 75H44V77L42 78V76ZM62 75H65L69 80V82H71L70 83V85H69V83L65 86V85H63V87H62V89L57 85V83H56V85H53V86H55V87H53V86H51V82H56V81H53V79H55V80H57L58 78H59V76L60 77H62ZM86 77H84V76ZM105 75H107L106 77H105ZM109 75H112L111 77L109 76ZM126 75H128V76H126ZM131 75V76H130ZM135 75V76H134ZM150 75V76H151ZM17 76V77H16ZM32 77V78H30V77ZM34 76H35V78L37 79H35L34 78ZM90 76V77H89ZM96 76V77H95ZM104 76V77H103ZM114 76V78H112ZM38 77V78H37ZM82 77H83V79H82ZM92 77L93 78H97L96 80L95 79H92ZM109 79H108V78ZM129 79H128V78ZM132 77H133V79H132ZM46 79V82H45V79ZM57 78V79H56ZM75 79V80H73V79ZM88 78V79H87ZM91 78V79H90ZM102 78V79H101ZM107 78V79H106ZM114 79V80H112V79ZM117 80H119L118 82L116 81V79ZM127 78V79H126ZM34 80L33 82H31L32 80ZM52 79V80H51ZM72 79V80H71ZM79 79V80H78ZM82 79V80H81ZM105 79V80H104ZM132 79V80H131ZM154 79V80H155ZM43 80V82H41V81ZM89 80H91V82H92V80H94L93 81V83L95 84V87L93 86L94 84L93 83H91ZM100 80V81H99ZM103 80V81H102ZM110 80H112V83L110 82ZM124 81V83H123V81ZM127 80V81H126ZM172 80H173V82H172ZM36 81H38L37 82V84H34ZM40 81V82H39ZM49 81H50V83H49ZM79 81H81V83L79 82ZM96 81V82H95ZM113 81H116L115 83H117V84H113ZM169 81H171L170 83H169ZM46 83V84H50L49 86V88L47 87L48 85H46L45 86V84H44V86H43V84L42 83ZM73 82L76 84H73ZM100 82V83H99ZM104 83L103 85H102V83ZM113 85L112 87L110 86V85H108V84H110V83ZM174 82H176V83H174ZM206 82V83H205ZM78 83H80V84H78ZM89 83H91V84H89ZM120 83H123V85L122 84H120ZM127 83V84H126ZM131 83V82H130ZM172 83V84H171ZM251 83V84H250ZM29 84V85H28ZM55 84V83H54ZM71 84H73V86L71 85ZM93 84V85H92ZM98 84H99V86H98ZM206 84V85H205ZM208 84V85H207ZM211 84V85H210ZM236 84V85H235ZM245 84V85H244ZM247 84V85H246ZM253 84V85H252ZM37 85H38V88L39 89H41V90H39L38 88H37ZM69 85V86H68ZM106 85V86H105ZM115 85V86H114ZM176 85V86H175ZM178 85V86H177ZM230 85V86H229ZM235 85V86H234ZM40 86L43 88H45V87H47L46 89H42V88H40ZM70 87V88H68V87ZM72 86V87H71ZM100 86H101V88H100ZM103 86L105 87V88H103ZM110 86V87H109ZM204 86V87H203ZM208 86V87H207ZM211 86V87H210ZM214 86V87H213ZM34 87V88H33ZM65 87H67L66 89H65ZM74 87V88H75ZM107 87V88H106ZM176 87V88H175ZM203 89H202V88ZM206 87V88H205ZM244 87V88H243ZM255 87V88H254ZM257 87V88H256ZM28 88V89H27ZM73 88V89H74ZM80 88H81V85H80ZM82 88H81V90H82ZM178 88V93L176 92V89ZM206 90H205V89ZM241 88V89H240ZM243 88V89H242ZM51 89H53V90H51ZM57 89V90H56ZM59 89V90H58ZM69 89V90H68ZM72 89V90H73ZM175 89V90H174ZM208 89V90H207ZM228 89V90H227ZM236 89H238V90H236ZM248 89V90H247ZM250 89H251V93H250ZM255 89V90H254ZM42 90H44V91H42ZM46 90V91H45ZM51 90V91H50ZM165 90H167V92L169 93L170 92V90H169V88H167V89H165ZM169 90V91H168ZM205 90V91H204ZM210 90V91H209ZM213 90V91H212ZM220 90H221V92H220ZM233 90V91H232ZM252 90H254V91H256V92H254L253 94H252ZM258 90V91H257ZM34 91V90H33ZM33 91H31V92H33ZM59 91V92H58ZM65 91V92H64ZM207 92L208 91V94H205V95H203L202 96V94H204L203 92ZM215 91V92H214ZM236 93H235V92ZM46 92V93H45ZM75 92V90L72 92V93H74ZM170 92V93H171ZM202 92V93H201ZM218 92H219V94H218ZM222 92H223V94H225V96L227 97V99H226V97L225 96H222L221 97V99L219 98L221 95H222ZM231 92H233V93H231ZM239 92V93H238ZM249 92V94H247ZM34 93V92H33ZM32 93V94H33ZM70 93H71V91H70ZM69 92L67 93V94H70ZM71 93V94H72ZM173 93H172V95H173ZM177 95H179V96H177L176 97V94ZM209 93L210 94H212V93H214V95L217 93L218 95H219V97H218V95L216 94V96L217 97H215L214 95H212L213 97H215V98H219L218 100L216 99L215 100V98L213 99V98H211V95L209 96ZM227 93H229V94H227ZM242 93L244 94V97H241V96H243L242 95ZM257 93L259 94V95H257ZM45 94V95H44ZM194 94H196V95H194ZM227 94V95H226ZM234 94V95H233ZM236 94V95H235ZM237 94H238V96H237ZM251 94V95H250ZM261 94V95H260ZM30 95H31V93H30ZM43 95V96H42ZM193 95H194V97H196L197 99H192L193 98ZM199 95H201V96H199ZM250 95V96H249ZM262 95H263V97H262ZM40 96V97H39ZM42 96V97H41ZM204 96H208V97H204ZM237 97L236 98V100H238L239 98H241L240 100H239V103H238V101L235 103L234 101H236L235 100V97ZM249 96V97H248ZM253 96H257V97H254L253 98ZM260 96V97H259ZM172 97H173V99H172ZM177 99H176V98ZM189 97H190V99H189ZM203 97V98H202ZM225 97V99H223ZM245 97H248L249 98V102H248V100H246L247 101V103H246V105H245V103H243L245 100L244 99H246ZM250 97L251 98H253L254 100H253V104H249V103H251L252 102V99H250ZM201 98V99H200ZM244 98V99H243ZM247 98V99H248ZM167 99L166 100H164V101H167ZM170 99V100H169ZM175 99V100H174ZM191 99H192V101H191ZM213 99V100H212ZM181 100V101H180ZM190 100V101H189ZM222 100H224V101H222ZM250 100H251V102H250ZM163 101V102H164ZM170 101V102H169ZM186 101H188V102H186ZM245 101V102H246ZM198 103L197 105H196V103ZM165 104H166V102H164ZM199 103L201 104V105H199ZM231 103H233V104H231ZM67 103H64L63 102V104H59V106H57L56 107V109L58 108V111H62V112H64V111H66L67 109H70V111H73V109L75 110V108H77V107H75V106H79V105H71L70 103H68L69 105H66ZM214 103H212V105L210 106V104L208 105L209 106V108H210V110L212 109L213 111H214V109L216 108ZM249 106H248V105ZM61 105H63V106H61ZM66 105V106H65ZM182 105L180 106V107H182ZM200 106V108H201V106H202V108L201 109H199V106ZM226 105V104H225ZM237 106V108H236V106H234V108L235 109H237V111L238 112H235V114H237V113H239V112H241V111H239V110H241L242 108L240 107V106ZM70 106H72V107H70ZM170 106V105H169ZM172 106V105H171ZM194 106L196 107L195 109L196 110H194ZM224 106V105H223ZM223 106L222 107H220L219 109H215V110H218V111H215V112H219V111H221V108H223ZM227 106V105H226ZM226 106H224V107H226ZM233 106H232V108H233ZM75 107V108H74ZM85 107V106H84ZM84 107H82V109H84ZM166 107V106H165ZM213 107H215V108H213ZM71 108H72V110H71ZM78 108H81V105L78 107ZM77 108V111L78 110H81V109H78ZM226 108H228V107H226ZM226 108H224V111H225V109ZM230 108H228V110H227V112H228V114H227V112H226V114H225V112H223V109H222V112H220V113H222L221 115H223V113L225 114V115H223V116H221V115H219L220 113H218V115H216V116H214L213 115V113H212V115L214 116V118L211 116V114H210V111H209V113L207 112H205L206 114H204L205 116H208V115H210L211 116V120L210 121H212V120H215V122L216 123H218V124H220V122H222L223 123V121H226V122H228L230 119H232L233 117L234 118H236V120H238L237 119V116L239 115V114H237V115H235V116H232V114L230 113L233 109H230ZM238 108H240V109H238ZM60 109V110H59ZM62 109V110H61ZM63 109H66V110H64L63 111ZM85 109H86V107H85ZM244 109V108H243ZM142 110V109H141ZM161 110H163L164 112L166 111L167 112V108L166 109H161ZM229 110H231V111H229ZM69 110H67L66 111V113L67 112H70ZM77 111H73V112H77ZM143 111H144V109H143ZM236 111V110H235ZM164 112H161L160 110H159V116L160 117H163V115L164 116H168L167 114H168V112L166 113L165 112V114H164ZM198 113H200L199 111H197ZM243 112H245L247 115H248V113L247 112H249V110L248 111H243L242 110V112L240 113L241 115H242V113ZM250 112H252L251 111V109H250ZM160 113H162V115L160 114ZM193 113H194V116H192L193 115ZM232 113H234V112H232ZM245 113H244V115L243 116H247V115H245ZM68 114H70V113H68ZM68 114H66V116L68 115ZM192 114V115H191ZM202 114L203 113H201V116H200V119L202 118ZM215 114V113H214ZM217 114V113H216ZM251 114V113H250ZM254 114H256L257 115V113H252V115H254ZM234 115V114H233ZM241 115H239L238 117L240 118V116ZM204 116V117H205ZM209 116V117H210ZM221 116V117H220ZM227 118L228 116H229V118L228 119H226L225 117ZM230 116H231V118H230ZM243 116H241V118H240V120L242 119H245V117H243ZM249 116H251V115H249ZM247 117V118H249V119H245V120H250V118H252V117ZM192 117H196L195 119L193 118L192 119ZM203 117V118H204ZM209 117H207V118H205L206 120H207V122H208V120L210 119ZM257 118H259V119H255V117L253 116V118H254V121H256V120H260V116H256ZM164 118L165 117H163L162 118V120L159 118V120H160V122H163L162 123V125L163 126H167V123H168V120L166 121V122H164L163 120H164ZM166 118H168V117H166ZM223 118H225V119H223ZM253 118H252V120H250V121H253ZM174 119H176V118H174ZM192 119V120H191ZM200 119L198 118V121H200ZM205 119H203L205 122H206V120ZM218 119H220L219 121L220 122H218ZM222 119V120H221ZM158 120V121H159ZM182 120H181V122H182ZM189 120H190V122H189ZM203 120L201 121L202 123L201 124H203L204 123V125H205V122H203ZM217 120V121H216ZM239 120V121H240ZM170 121V120H169ZM177 121V122H176ZM175 122L172 120L171 122H173V123H171V125H173V124H184V125H186L184 122H182V123H180V121H178V118H177V120H176ZM194 123H193V122ZM197 121V120H196ZM209 121V122H210ZM234 122H235V120H233ZM206 122V123H207ZM208 122V123H209ZM231 122V121H230ZM233 122V123H234ZM143 123V125L145 126V125H147L146 127H144L142 124H139V125H141L140 127H144L142 130H141V132H143V138H144V140L146 139V141H144L145 142V144L146 143H149L150 142V144H158L159 146H161L160 144L164 141V142H166L165 140H163V138L165 137V135L167 134L166 133V131H163L162 133H163V136L161 135L162 133L161 132H159L160 133V136L158 135H155L156 137H159L158 139H160V138H162V139H160V140H158V139H155L156 137H152L151 135V133L152 132H154L155 131V129H156V124L155 125H153L154 123H152V124H150L149 122H146L145 124H144V122H142ZM147 123H149V124H147ZM159 123V122H158ZM225 123V122H224ZM23 124H24V126H23ZM31 124V123H30ZM170 124V122L168 123V125ZM217 124V125H218ZM227 124V125H226ZM225 125L226 126H228V124L229 125H231L232 124V122L231 123H226ZM235 125H237L236 123H234ZM233 124V125H234ZM19 125V127L18 126H16L15 127V129H18L19 131H14L13 130V132H19V133H17V135H16V133H13V132H11L12 134H15V135H11V134H7L8 136H14L15 138H13V140H11V138H8V136L7 135H5L7 138H8V141L11 143V144H9L8 143V141H6V138L4 139L3 137V141L5 140V144H7V145H4V142H2V145L3 146H11V145H13L14 144V146H16L15 144H17V146H18V148L19 147H22L24 144H25V141L27 142H29V141H31V140H29V139H31L32 137H30V136H32V134H33V137H36V136H40V132H38L39 130L37 129L38 127H36L34 124H32L31 126H35L36 128V131L34 132V128H32L27 122H25V123H19L18 124ZM160 125H161V123H160ZM196 125H198V122H197V124ZM233 125H231V126H233ZM234 125V126H235ZM21 126H23V127H21ZM29 128H28V127ZM33 126V127H34ZM155 128H153V127ZM199 126H202L203 127V125H199ZM207 125H205V127H206ZM219 126V125H218ZM221 126V125H220ZM222 126H224V124L222 125ZM230 126V127H231ZM25 127V128H24ZM32 128V130L30 131V129ZM147 127H149L148 129H150V127L154 130H152V129H150V130H148L147 129ZM208 127V126H207ZM206 127V128H207ZM229 127V126H228ZM28 128V129H27ZM147 130H146V129ZM208 128H210V127H208ZM22 129V130H21ZM146 130V131H145ZM20 131H22V132H20ZM152 131V132H151ZM161 131V130H160ZM27 132V133H26ZM29 132H31V133H29ZM33 132V133H32ZM254 132V131H253ZM253 132H251L250 133V137L252 136V134L256 137V134L255 133H253ZM24 133H26V135L24 134ZM29 133V135H27ZM61 133V132H60ZM113 133H115V132H112V133H109L111 136H115L116 135V133L115 134H113ZM145 133V134H144ZM154 133H156V132H154ZM158 133V132H157ZM158 133V134H159ZM166 133V134H165ZM256 133H257V131H256ZM258 133H260V132H258ZM21 134H23V135H21ZM35 134H37L36 136H35ZM57 134H58V132H57ZM57 134H55V135H57ZM108 134V135H109ZM113 134V135H112ZM249 134V133H248ZM19 135V136H18ZM21 135V136H20ZM109 135V136H110ZM141 137H142V135H141V133L139 134ZM146 137H145V136ZM149 135V136H148ZM168 135V134H167ZM188 135V134H187ZM16 136H17V138H16ZM152 138H151V137ZM184 136V135H183ZM181 137V141L179 140V139H176V140H178V141H180L181 143H182V139L184 138V137ZM206 136V135H205ZM205 136H202V138L203 139H205V140H207L206 138H205ZM208 136V135H207ZM241 136V135H240ZM239 136V137H240ZM248 135H242V137H240V139H239V137L236 139V143H237V145L241 142V140H243L244 139V137L246 138V140L247 141H249L248 140V137H247ZM20 137L22 138V141L24 140V138H25V140L23 141V142H21V143H19V139H20ZM24 137V138H23ZM30 137V138H29ZM147 137H149V139L151 138V140L149 141V139L147 138ZM168 137V139H171L170 141H168V139H166V137H165V139L167 140V142H170L169 144L171 145L175 140V137H173V139H172V137L170 138V136H167ZM180 137V136H179ZM178 137V138H179ZM254 137V138H255ZM177 138V137H176ZM201 138V139H202ZM229 137H227L226 139H228ZM253 137H251V139H252ZM27 139V140H26ZM32 139H34V138H32ZM153 139H155V141L156 140H158V142L159 143H155V141L153 140ZM191 139V138H190ZM190 139H188V140H190ZM195 139V138H194ZM193 139V140H194ZM199 139V138H198ZM201 140V142H203L204 140ZM11 140V141H10ZM15 140V141H14ZM18 140V142H16ZM153 140V141H152ZM163 140V141H162ZM172 140H173V142H172ZM187 140V141H188ZM200 140V139H199ZM197 141L196 142V140H194V141H192V143H200V141ZM223 140H225V139H223ZM221 141V142H223V144L225 143V145H226V143L228 144V142H227V140H226V142L225 141ZM229 140H230V138H229ZM233 139L231 138V141H232ZM142 141V139H141V142H142V144H141V142H139V144H140V146H139V144L138 145H136L137 147H135V148H137L138 149V147L140 148V147H144V145H143V142ZM148 141V142H147ZM151 141L153 142V143H151ZM177 141V142H178ZM191 141V140H190ZM189 141V142H190ZM245 140H243L242 142H244ZM251 141V140H250ZM253 141V143L256 141V140H252ZM251 141V142H252ZM264 141V140H263ZM263 141L261 142V143H263ZM7 142V143H6ZM27 142V143H28ZM157 142V141H156ZM163 142V143H164ZM176 142V144H177V147L175 146L176 144H175V142H174V144L175 145H173V147L175 148V151H179V150H181L182 151V149L187 145H182L180 142H178L177 143ZM257 142H260V141H257ZM162 143V144H163ZM179 143L181 144L180 146H178L179 145ZM191 142H190V146L188 145V148L187 149H189V148H192V145L194 146V144H192ZM230 143V142H229ZM232 143H233V141H232ZM231 143V144H232ZM19 144H21V145H19ZM150 144L149 145H145L146 146V148L148 149V147L150 146ZM165 144V143H164ZM163 144V145H164ZM214 144L216 145H218V142L217 143H213L212 145H213V148H214V152H215V148H217V145L216 146H214ZM219 144H222V143H220V141H219ZM234 144H235V142H234ZM234 144H232V145H230V144H228V146H231V147H233L234 146ZM264 144V143H263ZM262 144V146H264ZM142 145V146H141ZM168 146V143H166L165 144V147L166 146H168L166 149L165 148H163V152H164V154L165 155H163V152L161 151V149L159 150V151H161L162 152V154H160L159 152H155L154 153V155L155 154H160L161 155V157L160 156H158V155H155L156 157H160V159H159V161H161V162H159L158 161V159H156L155 158V156L153 157V156H151V154L153 155V153H151V152H153V151H149L151 154H149V156L148 155H146V154H148L149 152H146V154H144L146 157L148 156L149 157V161L153 158V159H155L156 160V162H154L153 164H158V163H160V165H163L162 164V162L165 164L166 163V161L167 160H169L170 159V157H167L166 156V151L168 152V148L169 147H171V146ZM211 145V146H212ZM225 145H224V147H225ZM252 143L250 144V147H248V148H251L252 146ZM254 145V144H253ZM16 146V147H17ZM181 146H183V147H181ZM210 146V145H209ZM207 147V149L208 148H210V147ZM220 146V145H219ZM218 146V147H219ZM223 146V145H222ZM222 146H220V147H222ZM227 146V147H228ZM236 146V145H235ZM257 146H259V145H256V148H252V153H253V150H256L257 149ZM261 146V147H262ZM142 147V148H143ZM179 147V148H178ZM220 147H219V149L217 148L216 150H219L220 151ZM254 147V146H253ZM260 147V148H261ZM145 148V147H144ZM150 148V147H149ZM172 148V147H171ZM213 148H210V151H209V149H208V151L209 152H211V153H209L207 150V152L203 149V151L201 152L202 154H203V152H204V154L202 155L201 153H200V155H201V157L202 158H204V156H205V158L208 156V158H209V154H210V157H211V154L213 153L214 154V152H213ZM260 148L258 147V151H260ZM177 149V150H176ZM186 149V150H187ZM223 148H221V150H222ZM235 149V148H234ZM185 149L182 151V152H184V153H186L185 151H186ZM190 150V149H189ZM212 150V151H211ZM224 150V149H223ZM225 150H227L226 151V153L228 152L229 154H231V152L230 151H232V154H233V150H231V148H227V149H225ZM230 150V151H229ZM249 150V149H248ZM247 150V151H248ZM249 150V152H251ZM148 151V150H147ZM188 151V150H187ZM218 151V152H219ZM236 150H234V152H235ZM217 152V153H218ZM222 152V151H221ZM255 152V151H254ZM132 154H133V157L136 155V153L135 152H131ZM130 153V154H131ZM134 153H135V155H134ZM176 153V152H175ZM181 153V152H180ZM188 154H189V151L187 152ZM208 153V154H207ZM216 153V152H215ZM220 153V152H219ZM223 153V152H222ZM225 153V151H224V154H226ZM227 153V154H228ZM256 153H258L259 154V152H257V150H256ZM195 154V153H194ZM205 154H207V156L205 155ZM212 154V155H213ZM162 155H163V158H162ZM191 155H192V153H191ZM143 156V154L141 155V157ZM166 156V157H165ZM177 156V155H176ZM133 157L132 156H130V158H132L133 159ZM136 157V156H135ZM141 157H139V158H141ZM146 157H142L141 159H144V160H142V161H144L145 163H147V162H149V161H147V159H148V157H147V159H146V161H145V158ZM190 157V156H189ZM193 157L194 158H198V156H197V154L194 156L193 155ZM193 157L191 158V159H193ZM201 157H199L198 159L199 160H201ZM232 157V155L230 156V158ZM261 157H262V155H261ZM151 158V159H150ZM165 158H167V159H165ZM233 158V157H232ZM263 158H264V155H263ZM137 159H138V156H137ZM151 160V161H154V160ZM165 159V160H164ZM111 160V159H110ZM110 160H108V158H107V160L105 159V161H103V162H106L107 164H109V163H111V161ZM163 160V161H162ZM150 161V162H151ZM26 162V164H24ZM22 165L20 164V163H16V164H14V166L13 165H11V164H9L8 162H6V159H3V158H0V177L2 178V176H4L3 178H5V179H3L4 180V183L7 185V187H5L6 185L3 183H1L0 182V214H2L3 216H1L2 217V219H1V217H0V224H2V223H5L6 221H8V222H6L5 224L7 225L8 223V225H9V227L8 226H6L5 224V227H7L8 229L10 228V230H8L7 228H4V227H2V226H4V225H0V234H1V236L5 233V235L6 236H8L9 238L11 237V238H13V239H9V238H7L6 236H4L5 237V239L7 238V240L8 241H6L5 242V239H4V241L2 240V242H5V243H8V245H9V247H10V249H8V250H11V247L14 249V248H16V247H13V246H15V244H13V241L12 240H14L15 242L14 243H16L17 245L16 246H18L16 249H18L19 248V245L21 246V242L20 241H22L24 244H25V247L23 246V248H24V250L22 251V247H20V249H19V253H20V251H21V254H19L17 251L14 253L15 255L14 256H16L17 255V253L19 254V257H20V255L22 256V252H23V255L24 256H28V254L29 253H32L33 254V252H37L38 251V249H40L39 248V246L41 247V245L43 246L38 252H40V251H42V249H44L43 251L44 252H46L45 251V249L46 250H49L48 251V255H47V258H46V256L44 257L43 255V257L41 256L40 257V254L37 252V253H34L35 255L37 254V255H39V257H36V259L38 258H40L39 260L40 261H43L45 258V260L44 261H46L45 263L43 262V263H41L40 261V264H53L52 262L57 258V257H59L60 259H56V260H60V261H58L59 262V264H65L64 262H63V260H64V258H63V256L65 255V257H67V259H66V261H67V263L66 264H84L83 262H81V261H79V259L77 258V256H76V258H75V253L73 252V251H71V250H69V248H68V251H71L70 253L67 251V249H65L64 250V248H67V247H56L55 249H53V245H54V243H53V241H51V239L53 240V237H51V235H49V234H46L47 232H45V230H43L40 226H35L36 224H33V223H31V222H29V220L32 218H35V217H38V216H44V215H50L49 216V219L53 222V224H54V227H55V229H56V231H57V233L58 234H66V235H68V236H70L71 238H76V239H79L80 241H81V243H83L84 244V246H85V249L86 250H88V252L90 253V255H92V253H94V252H96L93 248H90V247H87V244H86V241H85V237H83L82 235H83V232L82 231H80L77 227H75L74 225H72V224H68V223H65L64 221H62L61 219H60V217H59V215H57V216H52L53 214H51V213H49V211L47 212V209H46V207H43V208H32L30 205V207L28 206V203H26L27 202V199H28V196L30 195L31 196V194H29L28 193V191L26 192V190H29L30 189V187H35V186H37V183L38 182H40L42 179H44L45 177H43L44 176V174L47 176V178L46 179H48V180H42V181H49L51 184L53 183L54 184V182H55V184H56V182H58V183H61V184H63L64 182H66V184L64 183L63 184V187H62V185L60 186V184H56V185H54V187H56V188H54V190H55V192H57V191H59V192H57V193H59V194H61L60 192V190H57V186L59 187L58 189H63L62 190V193H63V191H65V187H66V189H68L67 190V193H65L64 192V197H63V199L62 198H60L61 200H65V199H67L68 197L67 196H69V198H70V196L72 197V198H68L69 200H68V203L69 202H73V203H71L70 205L68 204V208L69 207H71V208H69V209H71L70 211H72V207H74L75 206V208H74V210L76 211V208L77 209H80L81 208V206L84 204V206L85 207H90L91 208V210H93V211H95L97 208H95L96 206L97 207H99L98 209H100L101 210V208L103 209V208H108L109 207V205L111 206L113 203H114V201H118V199H117V197L115 196L116 195V193H117V195L119 194V192H120V190L122 189V186H124L125 187V185H123V184H115V183H113V182H110L109 184H107L106 186H94V185H92V186H90V187H87L86 188V190H84L83 188V190H81V192H80V189H79V187L75 184V183H73V184H71L72 183V181H71V183L69 184V182H70V180L68 179V178H66L67 176L66 175H68V171L67 170H69L70 168H71V170L70 171H72V170H75V169H77V164H73V165H71L69 162H67V163H64L63 161L62 162H58V161H54V162H50L49 161V163H48V161L47 162H45L46 164H47V166H46V164L44 163V161L43 162H41L42 164H40V163H38L39 164V166H38V164H37V166L38 167H36V165L34 164V163H36V162H38V161H34V163L33 164H31L30 163V161L28 162V165H29V167L30 166H32V165H34L35 167L33 168V166L32 167H27L28 165H27V161H25ZM102 162V163H103ZM44 163V164H43ZM59 163H60V165H59ZM106 163H104V164H106ZM17 164H18V166H17ZM50 164H54V165H50ZM70 164V165H69ZM148 164V163H147ZM150 164V163H149ZM151 164H152V162H151ZM16 165V166H15ZM25 165H27V166H25ZM41 165L43 166L42 168H41ZM50 165V166H49ZM159 165V164H158ZM263 166H264V164H262ZM261 165V167H263ZM13 166V167H12ZM24 166H25V170H24V174H23V169H21V168H24ZM12 167V168H11ZM15 167V168H14ZM27 167V168H26ZM46 167V168H45ZM72 167H74V168H72ZM260 167V168H261ZM14 168V169H13ZM32 168V169H31ZM43 168H45V169H43ZM50 168V170H51V172H53L54 173V176H50V174H48V173H46V172H48L49 171V173H51L50 172V170H48ZM54 168V169H53ZM61 168H62V170H61ZM20 169V171H18ZM26 169H28L27 171H26ZM30 169V170H29ZM38 169H39V171H38ZM41 169V170H40ZM244 169V168H243ZM264 169V168H263ZM262 168L259 170V171H262L263 170ZM22 170V171H21ZM35 170V171H34ZM37 170V171H36ZM43 170H44V172H43ZM48 170V171H47ZM64 170V171H63ZM28 171H29V173H28ZM31 171H33L32 173H30ZM70 171H69V174H70ZM20 172V173H19ZM26 172V173H25ZM36 173V175H38L37 177H36V175H34L35 173ZM61 172H63L64 173V175H65V179L67 180H69V182H67L66 180L64 181V175L63 174H61ZM263 172V171H262ZM29 174V175H31V174H33L31 177H32V179L34 178V177H36V179H34V181L32 180V179H29L30 177H29V175L27 176L26 174ZM38 173V174H37ZM41 173H42V175H41ZM44 173V174H43ZM56 173V174H55ZM66 173V174H65ZM16 174H19V175H16ZM21 174V175H20ZM61 174V176L59 177V175ZM16 175V177H14ZM28 177V180H31L32 182H37V183H32L31 181V184L29 183V181L28 180H26V176ZM52 175V174H51ZM17 176H19L18 178H17ZM42 177V178H40V177ZM48 176H50L51 177V180H52V182L50 181V178H48ZM12 177V178H11ZM55 177V178H54ZM147 177L148 176H146V178L144 179V183H143V186L141 185V187H143L142 189H145V193L146 194H153L154 192H156V194L157 193H161V190H162V187H165L166 186V184H162V182H163V180L160 178V177H157V176H150L148 179H147ZM157 177V178H156ZM0 178V179H1ZM14 178V179H13ZM25 178V179H24ZM54 179V181H53V179ZM153 178V179H152ZM12 179V180H11ZM16 179H17V183L15 184V182H16ZM38 179H40V181L38 180ZM56 179V180H55ZM61 179H63V180H61ZM147 179V180H146ZM203 179V178H202ZM202 179H201V181H202ZM14 180V181H13ZM22 180V181H21ZM27 182H26V181ZM58 180V181H57ZM61 180V182H59ZM146 180V181H145ZM162 180V181H161ZM199 181H200V179H198ZM7 181H10V182H12V184H13V182H14V184L12 185L10 182H8L9 184H10V186L12 185V187H10L9 186V184L8 183H6ZM19 181V182H18ZM24 181H25V183L26 184H24ZM181 181H183V180H180V181H176L174 184L176 185V186H172V187H169L168 186V188H173L172 190H173V192H175L174 191V189L179 193L181 190V192H183V195H185L184 196V198H183V196H182V194H181V192H180V194H178V193H174V194H177V198H176V196L174 195V197H175V199L177 200L178 198H179V200L181 199V197H182V199H185V198H187V200L188 201H190V199H188V198H191V201H192V199L194 198V199H196L197 197H193V195H192V197H188L187 196V194H188V192L185 190L186 188H187V190H188V187L186 186V184L188 183V182H181ZM256 181H258V180H256ZM256 181H254V182H252L251 180H250V182L247 180H245V181H243L242 183H239V184H235V183H232V185H230V183H229V185H228V183H227V185L225 184L224 186H226L225 187V189L227 190V189H229V191H226V193H224V194H221V195H217L216 197H214V198H212V199H207V201H209V202H207V203H212V204H217L219 201H224V200H252V199H254V198H256L258 195H260V194H263L264 193V181L262 182V180H260L259 182H256ZM63 182V183H62ZM148 182V183H147ZM179 182V183H178ZM210 182V183H209ZM30 184V186L28 187L27 185H29ZM117 185L116 187L113 185ZM145 183H147L148 184V186H147V184L145 185ZM164 183V182H163ZM186 183V184H185ZM193 183V182H192ZM192 183H190L191 184V186H189L190 188L192 187ZM196 183V184H195ZM207 183H209L210 184V186H212V188L213 189H215V186L212 184V181H210V180H208L207 178L205 179H203V181L202 182H200L199 184H206L207 185ZM21 184V185H20ZM67 184H69V186L71 187V188H69L68 187V185ZM185 184V185H184ZM190 184H187V185H190ZM194 184L195 185H197L198 184V181L196 182H194ZM208 184V185H209ZM248 184H250V185H253L252 187H249V185ZM1 185H3V187L1 186ZM19 185V186H18ZM35 185V186H34ZM66 185V186H65ZM161 185V186H160ZM165 185V186H164ZM234 185V186H233ZM248 185V186H247ZM14 186V187H13ZM22 186V187H21ZM65 186V187H64ZM120 186V187H119ZM182 188H181V187ZM185 186H186V188H185ZM214 186V187H213ZM221 186V185H220ZM223 186V185H222ZM221 186V187H222ZM224 186L222 187V189L224 188ZM117 187H118V189L119 188H121L120 190H117ZM123 187V189L122 190H124V189H128V188H124ZM145 187V188H144ZM147 187H149V188H147ZM176 187H178V190H177V188ZM217 187V186H216ZM221 187H220V189H221ZM229 187V188H228ZM230 187H232V191H230L231 189H230ZM13 188V189H12ZM20 188V189H19ZM23 188H26V189H23ZM114 188H116V190L118 191H116ZM157 188V189H156ZM158 188H159V190H158ZM166 188V187H165ZM165 188H163L164 190H165ZM6 189H8V190H6ZM16 189V190H15ZM17 189H18V191H17ZM70 189V190H69ZM78 189V190H77ZM149 189V190H148ZM154 189H155V191H154ZM216 189H219V186H218V188H216ZM53 190V191H54ZM149 191V193L148 192H146V191ZM157 190V191H156ZM164 190H162V191H164ZM180 190V191H179ZM19 191H21V192H19ZM73 191V192H72ZM83 191V192H82ZM127 191V190H126ZM135 190H131V189H129V191H127V193L129 194L130 192H134ZM184 191L185 192H187V193H185L184 194ZM70 194H69V193ZM78 192V193H77ZM116 192V193H115ZM123 191H121L120 192V195L122 194V196H121V198H119V204H122V205H125V204H123L124 202H125V199L127 200H130L129 198H124V197H126V192L124 191L123 193H122ZM19 193V194H18ZM79 193H81L80 194V198H79V196L77 195V194H79ZM132 193H131V197H132ZM135 193V192H134ZM133 193V194H134ZM159 193V194H160ZM28 194V195H27ZM127 194V195H128ZM22 195V196H21ZM24 195V196H23ZM77 195V196H76ZM81 196H83V197H81ZM94 196V197H93ZM129 196V195H128ZM129 196V197H130ZM181 196V197H180ZM190 196V195H189ZM25 197V198H24ZM66 197V198H65ZM86 197H87V199H86ZM92 198V200H93V202H90V205H89V203H87L86 202V200L88 201H92V200H90L91 198ZM120 197V196H119ZM27 198V199H26ZM74 198V199H73ZM81 198H85V201H84V203H83V201H82V199ZM90 198V199H89ZM207 198V197H206ZM71 199H73V201L71 200ZM115 199V200H114ZM67 200H65L64 201V203L66 202ZM76 201H79V203H80V201H82V203L83 204H81L80 203V205L78 204V202H76ZM88 201V202H89ZM97 203H96V202ZM123 201V203H121V202ZM210 201H212V202H210ZM218 201V202H217ZM101 204H100V203ZM127 202V201H126ZM215 202H217V203H215ZM77 203V204H76ZM85 203H87V205H85ZM94 203L96 204V206L94 205ZM118 203V202H117ZM116 202H115V204L114 205H116L117 204ZM128 203V202H127ZM74 204V206H72ZM78 205V207L76 206V205ZM98 204V205H97ZM66 205H67V202H66ZM101 206V208H100V206ZM114 205H112V207L114 206ZM95 206V207H94ZM107 206V207H106ZM6 207V208H5ZM83 207V206H82ZM92 207H94V208H92ZM2 208H4V209H2ZM90 208H89V210H90ZM7 209V210H6ZM14 209V210H13ZM37 209V210H36ZM98 209H97V211H98ZM2 210H3V212H2ZM13 210V211H12ZM41 210H44L43 212H41ZM74 210L72 211V212H74ZM99 210V211H100ZM16 211H17V213L19 212L20 213V215H24L25 217L27 216L28 218H25V220L23 219V221H21V219L19 220V218L16 216L17 214H15L16 213ZM40 211V212H39ZM98 211V212H99ZM18 213V214H19ZM46 213V214H45ZM13 214V215H12ZM11 215V216H10ZM4 217V218H3ZM6 217V218H5ZM12 217V218H11ZM16 217V218H15ZM7 218H8V220H7ZM52 218V219H51ZM74 219H75V217H73ZM4 220H6V221H4ZM13 220V221H12ZM163 220V219H162ZM11 222V224H10V222ZM15 221V222H14ZM22 223H21V222ZM161 221V218L160 217H157L154 221H153V223H158V224H154V227H155V225H156V228H161V226H164V225H162V224H164V222L162 223V222H160ZM12 222H13V227H14V229H13V227H12ZM18 222H19V227H18ZM23 222H25V224L23 223ZM27 222H29V223H27ZM160 222V223H159ZM31 223V224H30ZM27 224H28V226H27ZM159 224H161V225H159ZM11 225V226H10ZM22 225V226H21ZM28 227V229H30V231L27 229V227ZM33 225V226H32ZM160 226V227H158V226ZM251 225V226H250ZM249 226V229H253L252 227L254 226H256L255 224H250ZM16 227H17V229H16ZM24 227H25V229H24ZM34 227V228H33ZM75 227V228H74ZM257 228H258V226H256ZM259 227H261V226H259ZM33 228V229H32ZM39 228V229H38ZM34 229H35V231H34ZM36 229H38V230H36ZM40 229H41V231H40ZM144 229V228H143ZM256 229V228H255ZM31 230H33L32 232H31ZM162 230V229H161ZM1 231H2V233H1ZM39 231L40 232H42V233H39ZM135 231H137V230H135ZM134 230H132V234H136V233H139V231L140 230H138L137 232H135ZM158 231H160V230H158ZM36 232V233H35ZM39 234H38V233ZM44 232V233H43ZM215 232V231H214ZM227 232V231H226ZM232 231H230V232H227V233H230L231 234V237H230V235H229V237L230 238H228L227 236V233H224V235H223V232H216V234L215 233H213V234H210V232H209V236L207 235V236H205L206 235V233H208V232H204L205 233V235H204V233H200L199 235H198V237L199 238H201V240H203V242H200L199 240L200 239H195V242L193 241L192 243H190V244H188L187 246H188V248H186V247H184V246H182L183 247V249L182 250H184V248L187 250H185V251H183L182 252V250H179L180 248L179 247H177V245H175V247H177L178 249H176L173 245V247L171 246V244L169 245V246H171L173 249L175 248L176 250H177V254H175V256H174V260L177 262V260H176V258L178 259V263H180V264H237L236 263V260H234V258L231 256V253H232V247H233V245L234 244H238L237 242H235L236 241V238H237V234H235V233H237V232H232ZM218 233V234H217ZM222 233V234H221ZM39 236H38V235ZM40 234H43L42 236H40ZM232 234H233V236H232ZM235 234V235H234ZM46 235V236H45ZM225 235H226V237H225ZM237 235V236H236ZM43 236H45V238L44 239H42L43 238ZM37 237H41V238H37ZM83 237V238H82ZM202 237L204 238V237H212V239H210L209 241H210V244H209V241H207V243L208 244H206L205 245V243H206V241L205 240H207L206 238H204V239H202ZM225 238L224 240H223V238ZM235 237V238H234ZM2 238V237H1ZM17 239V240H15V239ZM37 238V239H36ZM197 238V237H196ZM218 238H220L221 240H223V242L221 243L222 244V246L223 245H225V243H226V246H227V244H228V248L230 247V249H231V251H230V249H228L227 250V247L226 246H224L225 247V249L227 250H225V251H223V250H221L220 251V247L219 246H217L218 248L217 249H212V248H216L215 247V243H214V241L215 242H217V239ZM226 238H228L229 240V242L226 240ZM233 238V239H232ZM35 239H36V241H37V244L39 245H36L35 243H36V241H35ZM39 239V240H38ZM43 241L42 243H40L39 241H41V240ZM220 239H218V241L220 240ZM230 239H232V240H230ZM238 239V238H237ZM1 240V239H0ZM9 240H10V242H9ZM19 240V241H18ZM33 240V241H32ZM47 241V243H46V241ZM199 241V243H197L196 244V242L197 241ZM233 240H234V242H233ZM17 241V242H16ZM49 241H51V242H49ZM85 241V242H84ZM205 241V242H204ZM211 241H213V242H211ZM225 241H227V242H225ZM238 241V240H237ZM1 241H0V243H1V252L2 251H4L5 250V248L7 249V248H9V247H7L8 245L7 244H5V246L3 245L4 243H2ZM20 242V243H19ZM51 243V244H49V243ZM232 242H233V244H232ZM33 243V244H32ZM40 243V244H39ZM46 243V244H45ZM193 243H195L198 247L200 246H202L203 244L205 245V249H204V246H202V248H203V250L201 249V248H197V246L195 245V244H193ZM212 243V244H211ZM214 243V244H213ZM230 243V244H229ZM10 244H11V246H10ZM48 244V245H47ZM191 244H193L191 247H189ZM199 244V245H198ZM201 244V245H200ZM220 244V243H219ZM232 244V245H231ZM35 245H36V247L38 246V248H36L37 250L36 251H33L34 249H35ZM47 245V246H46ZM52 245V246H51ZM163 246H167L166 244L164 245V244H162ZM162 245H160V246H162ZM208 245H211V247L212 248H210V250H209V247H207ZM213 245V246H212ZM236 245H234V246H236ZM242 246L244 245L243 243L241 244ZM2 246H4V247H2ZM34 246V247H33ZM49 247V248H44V247ZM50 246H51V248H50ZM180 246V245H179ZM193 246H194V248H195V246H196V248H197V250L196 249H194L193 248ZM170 247V248H171ZM181 247V248H182ZM2 248L4 249V250H2ZM31 248H33V249H31ZM59 248V249H58ZM234 248V247H233ZM28 249H30V250H28ZM50 249H52V250H50ZM58 249V250H57ZM193 249V250H192ZM199 249V250H198ZM201 249V250H200ZM206 249H208V250H206ZM27 250H28V254H27ZM55 250V253L53 252V255H52V257H51V259L53 260V258H54V260L53 261H50L49 260V254L51 253L52 254V251H54ZM59 250H61V251H59ZM63 250V251H62ZM191 252H190V251ZM204 250H205V252H204ZM216 252H214V251ZM219 250V251H218ZM15 251V249L14 250H12V252H11V256L13 257V252ZM26 251V252H25ZM31 251V252H30ZM33 251V252H32ZM51 251V252H50ZM67 251V252H66ZM94 251V252H93ZM181 251V252H180ZM189 251V252H188ZM201 251V253H199ZM212 251H213V254H215V255H211V256H209V254L210 253H212ZM229 251L231 252V253H229ZM5 252L7 253L8 251H6L5 250ZM10 252V251H9ZM57 252H58V254H57ZM60 252V253H59ZM61 252H62V254H61ZM64 252H65V254H64ZM137 251H135L134 249H130V250H128L127 251V257L129 258V259H131V261L134 263V264H146V260H143V259H145V258H143L141 255H138V253H136ZM187 252V253H186ZM209 252V253H208ZM6 253H4L3 252V254H6ZM26 255H25V254ZM136 253V254H135ZM186 253V254H185ZM218 253H219V255H218ZM221 253V254H220ZM229 253V254H228ZM2 253L0 254V255H3ZM9 254V253H8ZM8 254H6V257H5V255H3L4 256V258L1 256L0 257V264H9L10 262H12L13 261V258L11 257V256H8ZM41 254H44L43 252L41 253ZM46 254V253H45ZM55 254L57 255V256H55ZM71 254V255H70ZM95 254V253H94ZM93 254V255H94ZM183 254V255H182ZM208 254V255H207ZM222 254H223V256H222ZM227 254V255H226ZM10 255V254H9ZM30 256H31V254H29ZM36 255V256H37ZM60 255V256H59ZM69 255V256H68ZM93 255H92V257H93ZM217 255V256H216ZM252 255H255V253L254 254H252ZM252 255H250V256H252ZM12 260V261H7V258L8 257ZM29 256V257H30ZM33 256L34 255H32V257L31 258H33ZM54 256V257H53ZM62 256V257H61ZM72 256V257H71ZM184 256V257H183ZM189 258V260H188V258ZM204 256V257H203ZM206 256V257H205ZM213 256V257H212ZM219 256V257H218ZM250 256H248V257H244L246 260H248V261H246L244 258H243V260L241 261L242 263H240V264H264V261H263V263H260V262H256V261H258V260H253L254 262L253 263H251V258L252 257H250ZM68 257H69V259H68ZM142 257V258H141ZM209 257V258H208ZM212 257V258H211ZM227 257V258H226ZM229 257H230V259H229ZM6 258V259H5ZM8 258V260H10ZM16 258L18 259V261H16V262H18V263H20V262H22L21 260H24L25 259V257H23L22 256V258H21V260L18 258V255L16 256ZM16 258L14 257V260H16ZM27 258V257H26ZM30 258V259H31ZM34 258H35V256H34ZM33 258V259H34ZM43 258V259H42ZM74 258V259H73ZM250 258V259H249ZM28 260H30L29 258H27ZM37 259V260H38ZM42 259V260H41ZM75 259H78V261L77 260H75ZM105 259V258H104ZM104 259H99L100 260V262L99 263H101L102 262V264H105L104 263ZM186 259V260H185ZM191 259V260H190ZM254 259H256V258H254ZM36 260V261H37ZM102 260V261H101ZM180 260H181V262H180ZM184 260V261H183ZM250 260V261H249ZM31 261V263H29L28 261H26L27 262V264H33V262L35 261H33V260H30ZM35 261V262H36ZM73 261H74V263H73ZM76 261V262H75ZM145 261V262H144ZM14 262V261H13ZM13 262H12V264H13ZM16 262L14 263V264H16ZM34 262V263H35ZM38 262V261H37ZM36 262V263H37ZM47 262H49V263H47ZM69 262V263H68ZM79 262H81V263H79ZM235 262V263H234ZM247 262V263H246ZM17 263V264H18ZM24 263H25V261H24ZM23 262L22 263H20V264H24ZM35 263V264H36ZM57 262L55 261L54 262V264H56ZM115 263V262H114ZM119 264H127V263H125V262H122V261H119L118 262ZM178 263H176V264H178ZM11 264V263H10ZM26 264V263H25ZM37 264H39V263H37ZM85 264H89V263H85ZM107 264V263H106ZM111 264H113V263H111ZM115 264H117V263H115Z\"/></svg>",
	"mask_w": 264,
	"mask_h": 264
}]
</instances>
